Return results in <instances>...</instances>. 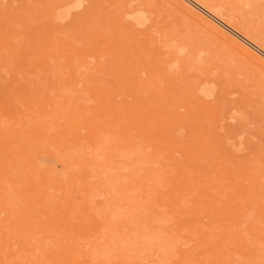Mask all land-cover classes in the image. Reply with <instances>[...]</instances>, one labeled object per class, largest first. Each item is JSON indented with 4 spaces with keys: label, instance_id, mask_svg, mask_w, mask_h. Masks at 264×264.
I'll return each mask as SVG.
<instances>
[{
    "label": "rangeland",
    "instance_id": "obj_1",
    "mask_svg": "<svg viewBox=\"0 0 264 264\" xmlns=\"http://www.w3.org/2000/svg\"><path fill=\"white\" fill-rule=\"evenodd\" d=\"M218 1L217 0L216 1L215 0H206V1L205 0L204 1L203 0L202 1L200 0H0V105H1L0 109H2L0 110V113L2 112L0 114L1 115L0 116V120H1L0 128L2 126V129H0L1 130L0 132L3 134L2 132L3 129L5 131L4 134L9 132V135L6 134L4 136L0 133V145H2L0 146V224H1L0 228H2L0 229L1 230L0 235L5 233L3 234L4 236L3 235L0 236V248H1L0 254L2 253L4 254L0 256V260H1L0 264H10L7 262H10L11 260H12L11 261L12 264L13 263L14 264H25L26 261L28 264H36L37 261L41 262V263L37 262L39 264H45L46 262L47 263L49 262L50 264L51 263L55 264V262L56 264H60V263L61 264L62 263L63 264H76V263L77 264H94V263L101 264V262L102 264H105V262L106 264H157V263H161L162 261L164 262L167 258H168L167 260H170V261L166 260L167 262L165 261V264L167 263L172 264L171 262H173V264H180V263L181 264L183 263L184 264H198L199 258L201 261V260H205L206 257L208 258L207 259V261L209 262L208 264H214L216 260L221 261L224 259L227 261V263L225 260L220 263L224 264L225 262V264H232V261H234L233 264H243V263L252 264V262H254L257 259V261H255L257 263L254 262L255 264L260 263V261H261L260 264H264L263 262L264 261V244H263L264 243V234H263L264 226H262L264 224H261V223H264V80H263L264 79V47H263L264 45L263 43L264 42V37H263L264 36V0H221L219 1V5H218ZM204 2L205 3L210 2L209 5L207 4L208 5L207 8H206L207 5ZM220 2L222 3L224 2L223 4L227 3L228 5L230 3L229 5L230 9L228 5H226L227 7L226 8L224 7L225 5H223ZM120 4L121 5L123 4V7L124 6L125 7L122 8ZM203 4H205V6ZM210 5H212L213 7L212 6L210 7ZM217 7H219L220 9H217ZM119 8L120 9L122 8V10H120ZM229 10L235 11L236 14L232 13V11L229 12ZM117 11H118V14H120V12L121 14L117 15ZM207 11L213 15L216 11L217 13H219V15L216 18V17H213L211 14H209ZM228 14L231 16L235 14L234 16H232V18L233 17L234 18L231 19V16L230 17L228 16L226 18ZM237 16L241 19H238ZM130 17L133 19V21L134 19L136 20L133 22ZM235 20H237L238 22ZM128 22H130V24L133 22L134 24L132 23V25H129ZM240 22H243V23L245 22L244 23L245 25L241 23L243 26L242 28L245 27L244 29H242L241 27L239 28V26L237 27V25H241L239 24ZM141 23L143 25H141ZM254 28H256L257 30L255 31ZM245 31H247L246 34H244ZM252 33H255V34H252ZM261 38H263L262 43L260 41L262 40ZM165 40L167 42L168 40H171V41L167 43ZM259 43L261 44V46H259L260 45ZM167 44H169L168 47H167ZM174 49L176 52L174 51ZM166 52H167V55H165ZM169 55L170 56L172 55L171 58H174V59H171V58L169 59L168 58ZM181 58L182 59L185 58V59L181 60ZM39 59L43 60L41 61L43 63L42 65L41 63H39L40 62ZM55 67H57V69L60 68L61 70L59 71ZM208 70L212 73H209ZM58 71L60 72V74L58 73ZM206 73L210 74L211 76ZM204 76L205 77L210 76V78L206 77L207 79L205 80ZM60 77H62L63 79L62 78L61 79L65 81L64 84L62 83V80L60 79ZM58 78L60 79L61 82H58L59 81ZM209 79L211 80L213 79L212 80L213 82L209 81ZM215 79L219 80V82ZM48 81H51V83ZM214 81H216L217 83L215 84ZM220 81L223 83L221 84ZM74 82H75V85L73 84ZM198 82L200 85L197 84ZM57 83H59L58 84L59 86L57 85ZM61 84H63V87L67 86L66 89L61 87L63 90L65 89L64 90L65 92H63V90L60 88V86H62ZM68 87L69 88L72 87L71 88L72 92H70L71 91L70 89L67 90ZM53 88L54 90H57V89L58 90L53 91ZM59 88L61 89L62 94ZM73 90L74 91L76 90L75 93L73 92ZM45 91H46V95H45ZM57 92H58V95H56ZM68 92L69 94L72 93V95L70 96H73L74 100L72 97L71 98L69 97ZM76 98H78V100ZM98 98L100 99L101 102L98 101L99 100ZM101 98L106 103L105 102L103 103ZM75 100H77V102L78 101L80 102L79 107L81 106L83 107V109L78 108L77 102ZM98 102L101 103L100 104L102 106L101 109H100L101 106L98 105ZM67 104L69 105L70 108L67 107ZM74 104L76 105V107L73 106ZM104 104H107V105L104 106ZM71 106H73V108ZM64 108L66 110L69 109L68 111H70L71 113H72V110L74 112L71 114L70 112L66 111ZM76 108L78 109L76 110ZM76 111H79L80 113ZM65 112H66V115H65ZM43 113H45V115ZM58 113L60 117H56L58 116ZM67 113H70L69 114L70 117H68ZM123 113H126V114L123 115ZM4 116L6 118H4ZM64 116H67L69 120L67 119V117L65 118ZM63 117L67 120L62 121L64 120ZM39 118H42V120ZM87 118L89 119L91 118V121L89 119L87 120ZM49 120L51 122H49ZM53 121L56 123H54ZM57 121H59L60 123H58ZM44 122L45 123L47 122V123L44 124ZM93 122H94L95 128L94 130H90L89 127L91 125H92L91 128H93ZM40 123H41V127H43L44 129L39 126ZM69 123L72 125L73 124L75 125L72 126ZM96 123L97 125H95ZM62 124L65 127L63 126L62 128ZM66 124H69V125H66ZM46 125H48V127ZM53 125L55 126L53 127ZM50 126H52L53 129L50 128ZM134 129L137 132L139 131L138 135L134 134V133H137ZM91 131H93V133ZM70 132L72 133L70 134ZM88 133L91 134V136ZM140 133H141V136H140ZM146 133H149V134L151 133V134L149 135ZM94 134H96L98 137L96 135L94 136ZM29 135L30 137L32 136L33 139L30 138ZM49 135L50 137H53L54 139L52 138L50 139ZM70 135L72 139L69 138ZM84 135H85V139L84 137H82ZM144 135L147 137L149 136V139L152 138L151 139L152 143ZM54 136H56V138ZM101 136L102 138L100 139ZM161 136L164 138V140H166V142L162 141L163 138L161 139ZM4 137L7 139L9 138L10 141L5 139ZM78 137L81 138V139L79 138L81 142L78 141V144H77L76 142H77ZM88 137H91V139ZM28 138H30V140H28ZM67 138L69 139V141L75 140L76 142L75 141L69 142L67 141L68 140ZM82 138H83V141H82ZM105 138H108L109 142L112 140V142L108 143L111 145V147L108 144L107 146L103 144V141H105L104 143L106 144L108 142L107 141L108 139L103 140L102 143H100V141ZM145 138L148 141H147L146 146L144 147L146 148L144 151L143 146L146 143ZM158 138H159V141H161L160 142L161 145L157 143ZM137 139L139 140L137 141ZM4 141H6L7 143ZM45 141H47L48 144L45 143ZM88 141H91L92 145H91V142H88ZM96 141H98V143L101 145H99ZM115 142L117 143L115 144ZM164 142H165V145H163L164 147L163 148L162 143L164 144ZM3 143L5 144L3 145ZM73 143L75 146L71 145ZM95 143H97L96 145H99V147L96 146ZM122 143L126 145H124L123 147ZM154 144L155 145L159 144V145H156V148H155ZM102 145L104 149H105V146L107 149L109 146L111 149H108V150L109 151L111 150V151L105 152L106 150H104V153H103L102 152L103 148H101ZM147 145H149L148 146L149 149L151 147L152 148L154 147V149L151 148L152 150H149L147 148ZM46 146H48L47 148L49 150L46 149ZM113 146H115L116 148L115 147L113 148ZM135 146H137V148ZM157 146L158 147L161 146L162 149L160 150L161 147L158 149ZM57 147L59 150L56 149ZM94 147L98 148L99 151H100V148L102 150L100 152L98 151L97 153L96 149H95L96 151L93 150ZM138 147H139V150L141 148L143 150L139 151V150L134 149V148L138 149ZM20 148L22 149L20 150ZM24 148H25L24 151L26 152L23 151ZM54 148L55 150H53ZM165 148H166V151H165ZM112 149L114 151L117 150L119 152H124V153H120L118 154L119 155L118 156L117 153H115ZM132 149H133V152H132ZM155 149H157L158 151L160 150L161 152L159 151L158 153L157 151H155ZM167 149L168 150L173 149L172 150L173 153L168 151ZM31 150L33 151V153ZM153 150L155 152V156H158L157 157V161L159 160L158 163L161 162L162 159L164 160V158L167 159V161L165 159L164 161H162V163H160L161 166L163 165L162 169L160 168L161 167L160 164L158 165V163L156 162V157L153 154ZM93 151L96 153H94ZM19 152L25 153L26 155L19 154ZM143 152H145L146 155ZM149 152L152 153L151 156L155 158L154 159L152 157V161L150 160L151 156H150V159L149 157L147 159V156L150 155ZM80 153L81 155H83L82 157ZM135 153H137L135 157L136 158L138 157L137 158L138 160H136L134 157ZM164 153H167V154H164ZM106 154L110 156V160H109L110 162L106 161L107 159H109V157H107ZM138 154H140V157L141 155H143L142 156L143 158L142 157L140 158L139 156H137ZM171 154L173 157L171 156ZM17 155H19V159ZM21 155L25 157H21ZM101 155H104V156H101ZM129 155L133 156L135 160L134 159L131 160V156L130 158L126 157V156L129 157ZM165 155L168 156L169 158L171 156L172 159L177 158L178 162L177 160H174V159L172 160L170 158L171 162L166 163L170 160ZM116 156H118V158ZM144 156H146V159ZM79 157L81 158V160H79L80 159ZM104 157L105 159H101ZM114 157H116V160H118L117 163L114 162L115 161ZM28 160H31V161L28 163ZM36 160L40 162H37ZM103 160H105V162ZM147 160L151 162H146ZM84 161H87V164L83 166V163H86ZM102 161L105 164L110 163V165H106V167L108 168L105 167L104 163L102 165L100 163L99 165V162H102ZM142 161L143 163H141ZM176 163H178L179 165H177ZM3 164H5L6 168L4 167ZM112 164L114 165V167ZM115 164L117 165V167H120L119 171L121 175L119 176L118 175L115 176L116 172L117 174L119 173V171H116L118 168L115 166ZM13 165H15V167ZM103 165L104 167H102ZM111 165H112V168H111ZM96 166L98 170L99 169L101 170L97 171ZM99 166L101 168H99ZM2 167H4L3 168L4 171ZM10 167H11V170H10ZM80 167L83 169L84 168L86 169L81 170ZM156 167L158 169H156ZM72 168L76 170V173L74 172L75 170L74 171L72 170ZM88 168H92V170ZM167 168L168 169L173 168L172 170L174 172L170 171L169 169L170 172L167 170L169 172L168 173L165 170ZM112 169L113 170L116 169L115 173L113 174L112 177L110 176L111 178L109 177L110 179H108V174H109L108 171ZM77 170L78 171L81 170V171L78 172ZM89 170L91 172H89ZM103 170L107 172V175H106V172H104ZM159 170L160 171L162 170V171L160 172ZM163 170H165L166 173H168V174H165V176L167 175L166 176L167 179H165V182L170 183L172 181V183H170L172 184L171 185L172 188L168 187L170 186L169 183L164 184L165 182L163 181L164 179L162 178L165 177L163 176L165 172ZM14 171H16V173H14ZM40 171L43 173H41ZM82 171H84L85 173ZM92 171L95 172L94 176L92 175L93 173ZM156 171L158 172L156 173ZM109 172L113 173L114 171H109ZM5 174L6 176H4ZM74 174L77 176H74ZM82 175L85 177H83ZM91 175L94 178L93 177L92 179L90 178V181L92 180L91 183H95V184H92V188L90 185L91 183L89 179L87 178ZM100 176H103V177H100ZM54 177H56V179ZM217 178L219 179L217 180ZM82 179L83 181L84 179L86 180L83 182ZM96 179L98 182H101L99 186H98L97 181L93 182V180L95 181ZM99 179L101 181H99ZM105 179H107L108 181ZM113 179L116 180V183L119 181H120L119 183H122L124 180V183L120 184L119 186L122 185L123 190L124 191L126 190V192L124 191L121 192L120 190H118L119 191L118 192L117 188H121V187L118 186L117 188H114L116 183H114L115 181ZM223 179L224 180L227 179L228 183L226 181L224 182ZM16 180L18 181V183ZM110 180H113V182L112 181L110 182ZM159 180L163 181V183L161 184ZM219 180H222L221 183ZM66 181L68 182L66 183ZM107 182H109L110 184ZM84 183L85 184L88 183V184H86L85 186ZM190 183L192 184L187 185ZM12 184L17 187L16 189L17 191L14 190L15 186L14 188L12 187L10 188V186H13ZM113 184L115 185L113 186ZM222 184H223L222 187L226 185L228 187L227 186L226 188L224 187L225 189L224 190L221 187ZM6 185L7 187H5ZM93 185H97L95 186L96 189L94 188ZM108 185H112L113 187L110 186L109 188ZM173 185H175L177 189L175 186L174 188ZM2 186H4V188H2ZM54 186H56V189ZM128 186H129V189H127ZM160 186H163V187H160ZM24 187H25V190H24ZM101 187L102 188L104 187L105 190L102 189ZM150 187H152V189ZM184 187H185V190H183ZM213 187H216L217 189ZM71 188H72V191H71ZM87 188L88 190H86ZM93 188L95 189V191L92 190ZM106 188L107 189L109 188V189L107 190ZM164 188H166L165 191H164ZM178 188H182V189L180 190ZM83 189L88 192L92 190V192H95L96 195L94 193H92L93 194L92 195L90 194L91 192H89V196H88ZM97 189H100V190L96 192ZM202 189L203 190L205 189V191H203ZM220 189L221 191L224 190V192L225 191L228 192L229 190L230 194L223 192L226 195L224 196V194L220 191ZM34 190L35 192L37 191L38 194L35 193ZM109 190H112L110 196L107 194L110 192ZM160 190L164 191L165 194L167 193L166 195L168 196L170 194L171 195L175 194V195H172V196L170 195L171 197H168L164 193L162 194L161 193L162 191ZM168 190L172 191L173 193H171L170 191L169 193ZM175 190H177L179 194L177 191L174 192ZM9 191L14 193V194L11 193V195L9 194L10 197L8 196V193H6ZM14 191L18 192L20 196L17 195V193H15ZM82 191H84L85 195H83ZM99 191L100 192L104 191L105 195L107 197L109 196L108 199L107 197L105 198L103 192L102 194H100ZM113 191L116 193H114ZM181 191H183V193ZM190 191L192 195H190L189 193ZM198 191H202V192H198ZM234 191H236L235 195H233ZM24 192L26 193V195H24ZM60 192L62 193L60 194ZM220 192L223 195L221 194L219 195L218 193ZM4 193L6 194L4 195ZM236 193H238V195ZM64 194L67 195V198L65 197L66 199L63 197ZM69 194H70L71 199L69 198ZM119 194L124 196L123 200ZM177 194L179 196H177ZM184 194L188 195L187 198L186 196H184ZM239 194H241L242 196ZM13 195H15V197ZM71 195H73L75 198H73ZM114 195H118L117 196L118 198L115 197ZM132 195L134 196V198L132 197ZM195 195L198 197L199 196L201 197L200 199L196 197L197 202L198 203L200 202L199 204L194 201L196 200L194 197ZM231 195L233 196L232 197L233 200L231 198ZM11 196L13 197V199ZM38 196L40 200H36ZM129 196L132 197L131 200ZM162 196L166 198L167 200H169L168 198L174 199V201L175 199H178L176 200L177 202H173V200L171 199L170 200L172 202L169 201V203L171 202L170 203L171 206L170 205L169 206L170 207L173 206L172 208H175L174 210L172 208H169V206H165V203H167L166 205L169 204L166 199L163 200V202H165L164 205L163 203H161L162 199H164ZM174 196H177V197L175 198ZM189 196L190 198L193 197L194 200L193 199L190 200ZM218 196L220 197V200ZM2 197H6V198L8 197V198L2 199ZM19 197L20 198L27 197L26 200L28 201L26 202V200L23 198L24 201L21 199L23 202H20L21 200L19 199ZM84 197L86 201L84 200ZM111 197L114 200H111L112 199ZM127 197H128V200L130 201L125 199ZM143 197L145 198L147 197L148 199L151 198L152 200L148 201L147 199L145 200V198ZM157 197H160V198H157ZM68 198L70 200H68ZM115 198L118 199L119 201L116 200ZM210 198L211 200L213 199L215 203L217 200L216 205L218 206L215 205L216 206L215 207L212 204L214 202L212 201L211 203V201L209 200ZM215 198H218V199H215ZM240 198L243 200L244 198L246 199L244 201L242 200V203H241ZM132 199H134V201L136 200V202H134ZM187 199L190 200V202L193 201L192 203L193 204L196 203V205L198 206L197 207L196 205H193V208L195 210V211L192 210L194 211L193 212L194 216L193 214H191L192 211L191 210H190L191 212L189 211V208L190 207L192 208V205H189L190 202H188ZM207 199L209 202L207 201ZM223 199L226 200V203L229 201L230 205L231 204L233 205L229 206V203H227L228 204L227 206L225 204V200ZM12 200H13V203H12ZM32 200H36V201H32ZM57 200L58 202H56ZM104 200H106V202H104ZM107 200L111 202L110 203L111 206H109L108 204V206L106 207L107 203H109L107 202ZM115 200L117 201V204L119 202V205L115 206V207H118L117 210L115 207H113L114 204L117 205L115 203L116 202ZM64 201L66 202V204L67 203L69 204L65 205ZM131 201H133L135 205L134 203L132 204ZM218 201H221V202L218 203ZM73 202H75L74 205H73ZM140 202L143 203L142 207L144 206L143 207L144 212L142 211V208L141 209L139 208L142 204V203L140 204ZM205 202L207 204H205ZM11 203L14 207L13 206L11 207L10 205ZM32 203H33V206H32ZM56 203L57 205L59 203V207L56 205ZM25 204L26 206L24 207ZM63 204L64 206H61ZM85 204L88 208L84 206ZM102 204L106 208L103 206L101 209ZM219 204L220 206L222 204L225 208L222 206L220 207L221 208L220 210ZM17 205L18 206L20 205V207H18ZM30 205L32 207H35V206L37 207L33 208L35 210H33L32 208L29 210ZM148 205H149V208H148ZM201 205L204 206V208ZM206 205H207V208L208 206H211L215 210L209 207L207 209L208 211H204L206 210V207H205ZM65 206L67 208H64ZM70 206L71 208H69ZM81 206L82 208L85 207V209L84 208L81 209ZM98 207L102 210L101 212ZM108 207H110L112 214L113 213L116 214L114 215V219L112 217L113 215L110 216L111 213H109L110 210ZM134 207L135 209L137 207V210L140 209V214L143 215L144 218L146 217V219H141L143 217H141L139 213L138 214L136 213L137 210H135ZM165 207H167V209ZM195 207H197L198 209L202 207L203 211L200 209L201 210V213H200V210L198 212V210H196L197 208L195 209ZM230 207H231V210H230ZM240 207L242 210L240 209ZM244 207L246 208L248 212L245 211ZM92 208H94L93 210H96V213L95 211L92 212ZM132 208L134 211L131 210ZM144 208H146V210L148 209L149 210L145 211ZM154 208H158V209H154ZM162 208L165 210H163ZM184 208H187V209H184ZM98 209L99 211L97 212ZM150 209L151 210L153 209V210L151 211ZM222 209H226L228 211L225 212L226 210L224 211ZM32 210L33 212H31ZM114 210L115 212H118V213L113 212ZM158 210H159V213L157 212ZM237 210L238 212L242 211L243 213L245 212L247 214L249 213L248 215L246 214L248 217L247 216L245 218L241 217V216H245V214L238 213ZM34 211L37 213H35ZM126 211H128V213ZM129 211L131 212V214H129L130 213ZM141 211L143 213H141ZM160 211L162 212L160 213ZM196 211L198 212L199 215L196 214V218H194L195 219L194 221L193 217H195V213H197ZM222 211L223 213L225 212V213H230L234 215L232 216H230V214L225 215V213L223 214ZM30 212L33 214H31ZM43 212L45 213L47 212L46 214L48 213L49 214L46 215ZM146 212L147 213L149 212V215L151 214L152 217L151 215L149 216L148 214H146ZM166 212L169 214L165 215L167 214ZM215 212L217 216L214 215ZM90 213H92L91 215L93 218L91 217V220L85 219L86 217L90 218L89 217L91 216ZM107 213L109 215V218H112V219H109L108 215H105ZM144 213L146 214V216ZM221 213L223 217L221 216ZM97 214L99 215V218L101 219V221H98L100 219L96 218L98 217ZM153 214L155 215L154 217H153ZM239 214H242V215H239ZM14 215L16 219L13 217ZM51 215H53V218L55 217L54 215H56L55 217L56 219H53ZM81 215H83L85 218H83ZM121 215H123L124 217ZM128 215H132V216H129L127 218ZM138 215L140 217H138ZM147 215L149 217H147ZM156 215L159 216L157 218H160V216H163V217H161L162 219L157 220ZM169 215H171V217L173 216V218L170 219L171 217H169ZM212 215L214 216L215 219L213 218ZM219 215L222 218L219 217ZM249 215H252L251 216L252 220L249 218L250 217ZM45 216H49V217H45ZM104 216L107 217L108 219H105ZM174 216L175 218L177 217L179 220L174 219ZM255 216L257 217L255 218ZM101 217L104 218L103 219L104 222L105 220L106 222L107 220H109V222L108 223L105 222L106 224L104 225V222L102 221ZM34 218L35 220L38 218L37 220L39 221V223H37V225H34V224H36V222L38 221L32 222ZM51 218L54 220V222L53 221L50 222ZM79 218H82L81 220H79L80 222L78 221ZM94 218H96L95 220L98 219L96 223L102 222L103 224L102 225L99 224L100 226L96 223L95 225L97 226L93 224L95 226L93 227V229L95 228L93 231V229H90V228H92L91 227L92 223L95 222L93 221ZM148 218L151 219L152 221L151 220L145 221ZM128 219L131 220V222L128 223L129 227L125 225L127 224L128 221H130ZM155 219L156 221L159 222V223L156 222V225L154 222ZM190 219H192V221ZM29 220L31 223L29 222ZM40 220L46 223L44 224ZM55 220L60 221L59 223L61 225L59 223L58 224L59 226H61L62 229L58 227V224L57 225L55 224L57 223L55 222ZM66 220H68L67 224H66ZM167 220H170V221L174 220V222H172V224L170 225V222L169 223L166 222ZM211 220L213 224L211 223ZM246 220H247V223L249 224L244 222ZM253 220H254V223L257 222L258 224L259 223L260 224L257 226L256 223L255 224L253 223ZM61 221L62 223L64 222L65 224L64 223L62 224ZM226 221H227V224H226ZM240 221H243V222L241 223ZM11 222H15V223H11ZM140 222L142 224H140ZM178 222L180 223L178 224ZM195 222H197V226L200 225L202 229L200 227L195 226L196 224ZM147 223L150 225V228H149V225L147 227ZM40 224L42 226H40ZM32 225L37 226V228L39 226L40 227L38 228V230L36 228L37 230L36 231L35 229H33L34 226L32 228ZM81 225L82 226L84 225V226L81 227ZM119 225L120 227L117 228L116 226H119ZM130 225L134 226L133 227L134 229H132ZM141 225H142V228L140 227ZM151 225L152 227L154 226L153 227L154 229L151 227ZM159 225H161V229L163 230L162 232L167 233L171 229V232L170 231L168 232L170 233V236L165 233L160 234L162 232L160 230ZM172 225L174 226L172 227ZM187 225L193 229H190L189 227H187ZM217 225L218 227L220 225L222 226L218 228ZM254 225L257 226V230H258V232L256 231L257 234L259 233L261 235L262 233L261 236L263 237L257 236V235H255L254 237V233H255L254 230L256 228V226ZM46 226H50V228L49 227L46 228ZM67 226L68 227L70 226V229ZM78 226H80V228ZM164 226L165 227L167 226V227L165 228ZM183 226L185 227L183 228ZM192 226H195V227H192ZM228 226H229V229L225 228ZM247 226H252L255 228L248 227L249 230L251 229V231H248ZM10 227H12V229H10ZM84 227L87 231L84 229ZM126 227L128 229H130L131 227L132 231L130 232L128 229H126ZM13 228L15 229V232ZM27 228L30 229L31 231L28 230ZM40 228L42 229L41 230L42 232L40 231ZM58 228L61 229L60 232ZM103 228H104V232L103 231L101 232ZM136 228H138V230L140 231L138 232ZM187 228H189L190 232H194L195 234L191 233L192 234L191 236L189 230L187 231ZM204 228H207V229H204ZM120 229L125 230V231H119ZM141 229L143 230V232L141 231ZM149 229L151 230L149 231ZM197 229L199 232L197 231ZM214 229H216L217 232ZM240 229L243 230V233H242L243 235L240 233L239 231ZM7 230L9 231L13 230L14 233L10 231L11 234L9 235L7 233H10V232ZM49 230H53L55 233ZM109 230H112V231H109ZM134 230L135 232L140 233V235L141 234L146 235V237L142 236L143 239L139 238L140 235L138 233L133 232ZM156 230L158 231V233ZM219 230L222 232V234ZM44 231L48 233V236H47V233H45ZM83 231L84 233H82ZM108 231L112 233H109ZM113 231H116L117 233ZM206 231L208 233L207 235H205ZM224 231L227 232L228 234L230 233V237L232 236L231 241H229L230 237L227 236L228 234L225 233ZM19 232L23 233L24 235L21 233L20 235H18ZM43 232L45 235H43ZM61 232L63 234H61ZM79 232L80 234H82V236L84 235L86 237L89 234V237L86 239L84 238V236L82 237L79 234ZM122 232H125V233H122ZM147 232H149V234ZM201 232H202V237L200 236ZM244 232H245V235H244ZM248 232L251 235L250 234L248 235ZM107 233H109L110 236ZM112 234L113 236H117V234L119 236L122 235L123 238L121 237L120 239H118L119 241L117 240L116 242L113 240V237L111 239ZM133 234L134 235L137 234L138 236L135 235L136 236L135 237ZM209 234H211L213 238L215 237L216 239H213V238L210 239ZM214 234L215 235L217 234V235L214 236ZM246 234L248 235V238H250V236H253L251 238L255 239L257 243H260V244H257L259 245V247L255 245L257 247V250L255 249L256 247L253 246L255 247L253 248L255 250L252 249L254 251L253 253L251 252V249L249 250V248H252L251 245H254L256 241H254L253 239H249V241H247L248 239H247ZM124 235H127V236H124ZM154 235H156L155 238L157 239V240L155 239V241L159 242L160 245L162 246H159V244L154 241ZM166 235L169 236V238H167ZM197 235L199 239H197ZM204 235L205 237L206 236L207 237L205 238ZM23 236L25 237L24 238L25 240L22 238ZM45 236H47L49 239H47V237ZM132 236H134V238ZM148 236L151 239L153 237L152 241L151 240L149 241L150 238ZM161 236H163L162 237L163 239L161 238ZM80 237H82V239ZM94 237L96 238V241L92 239ZM108 237L111 240H109ZM118 237H115V238H118ZM131 237L133 238V240L136 238V240L132 241V245L129 242L132 240ZM187 237L189 238V241L188 240L186 241V239H188ZM200 237L202 239H200ZM218 237L220 238L222 237L223 241H226L225 238H227V242H224L225 247L222 245L214 244L216 247L215 248L216 250H214L212 249L214 248L213 243L215 242V241L213 242V240H216V243L218 242L219 244L221 243L223 244V242L220 241L221 239H219ZM256 237H259V238H256ZM7 238L9 239L8 242H7ZM124 238H126V241ZM128 238H130L131 240L130 239L128 240ZM147 238L149 239L147 240ZM170 238L172 239L170 243H168ZM178 238L179 240H176ZM26 239L29 241H27ZM88 239L90 241H94V243H89L90 241ZM102 239H106V240L103 241ZM167 239L168 241H165V244H164L163 240H167ZM181 239L183 240L185 239V240L180 241ZM206 239H210L209 240L210 245H209V241H207ZM242 239L243 240L246 239V240L243 242ZM40 240L42 241L44 240L43 241L44 243L42 244V241ZM45 240L46 242H48V245L52 243L53 246L56 247L53 249L52 248L53 246L51 244L49 245L54 251L53 250L50 251L51 248L48 245H45L47 244ZM82 240H84L85 242H83ZM146 240L147 242L149 241V244L146 243ZM194 240L195 242H193ZM200 240L201 242L205 244H207L206 242H208L209 246L201 243ZM235 240L238 243L242 241L241 242L243 243L242 245L245 246L247 244V246L245 247L240 246L241 244L239 243L240 245L237 248L238 243ZM259 240L263 242H260ZM177 241L178 242L180 241V242L177 243ZM15 242L16 243L18 242L17 245ZM35 242H37V244H35ZM96 242L97 244L100 242L99 243L100 246L103 247L102 250L99 245L98 246L96 245ZM102 242L106 243L107 245L103 244L104 246H102L101 245ZM171 242H172V246L175 245L172 251H171V248H172ZM198 242H200L199 246H202L203 249L205 248L204 250H207L206 252H204V250L198 246ZM8 243L10 244V247H8L9 246ZM154 243H156L157 247L159 246L161 248L158 247L156 250V245ZM226 243L230 247L226 248L227 246ZM234 243H236L235 248H233ZM4 244L5 245L7 244L6 247L4 246ZM18 244H20V246ZM40 244H42V247ZM92 244H95L94 246H96V248ZM108 244L110 248H112L113 246L114 249L113 248L109 249ZM119 244L120 246L117 248V245ZM150 244L153 246L155 245V247L153 246L151 247ZM23 245L25 247H23ZM37 245H39L40 247L39 249ZM143 245H146L147 247L149 245L150 248H152L153 250ZM30 246H32L31 247L32 250L30 249ZM35 246L37 248H34ZM89 246L90 247L92 246L91 247L92 252L89 251L90 249ZM126 246L129 247V249L131 248L133 250L134 248H136L137 250L134 249V251L136 252L132 250H128ZM142 246L144 247V249ZM206 246L211 248V249L208 248L209 251L211 250L210 251L211 254L207 253L208 249H206ZM7 247L9 249H6ZM43 247L44 249L46 247H48L47 249L49 248L50 249L45 251L44 253V251H42ZM141 247L144 251L146 250L145 252L147 253H145L141 249ZM190 247L192 249H189ZM240 247H243V249L244 248H248V249L232 250V248L240 249ZM10 248H12L11 249L12 252H10L11 251ZM77 248H79V250ZM115 248H117L116 251L119 252V255L123 254L125 256L124 257L121 255V257H123L121 258L117 254L120 260L124 259L123 261L121 260L120 262L119 258L115 256L116 255ZM121 248L122 250L124 249L127 251H124V250L122 251L120 250ZM179 248L181 249V251ZM197 248L203 251L201 250L199 251L197 250ZM259 248L262 250H259ZM81 249H82V252H81ZM138 249L139 251H142L141 254L143 253L142 255L144 257L140 255L139 252H138L139 253L138 255L137 253ZM176 249L178 250V254L180 253L179 256L182 254L180 256V258L183 256L182 259L178 257V254L176 253L177 252ZM26 250H28V252H26ZM33 250H35L37 253H35V251ZM56 250L57 252H55ZM110 250L111 251L113 250L114 255H112V252ZM158 250H160V252ZM182 250L186 252V255H184L185 252L183 254ZM219 250H221L222 252L225 251L223 252V254H221L223 255V258L222 257L217 258V255L218 257L221 256L219 255L221 253ZM228 250L229 251L232 250V251L229 252ZM245 250L246 251L249 250V251L246 252ZM29 251L31 253L34 252L32 255H35V256H32L31 254H29ZM58 251H60L61 254H58ZM99 251H102V254ZM120 251H122V253H120ZM154 251H157L156 253H161L159 254L161 255L160 260L158 259V257H156V255L158 256V254H155ZM212 251H213V255L217 251L219 253L217 252V255L215 254L216 256L215 257L212 255ZM234 251L236 253L240 251L238 256ZM257 251L260 254L263 252V254H261L263 256L261 257V255L258 254ZM13 252L15 255L13 254ZM40 252H43V253H40ZM49 252L53 253V255L52 254L51 255L54 256L55 258L54 257L52 258L51 255H46V253L50 254ZM127 252L131 255H134V257H137V258L135 259L133 256L131 258L130 257L131 255H129ZM241 252L243 253L240 255ZM10 253L12 254L11 258H10L11 256ZM89 253H92V255L91 254L88 255ZM188 253H190L189 254L190 257ZM199 253H202V254L199 255ZM205 253H207L208 255ZM234 253L236 255H232ZM99 254L101 256H104L106 254L107 255L103 258L101 257L100 259ZM173 254L178 260H174L175 258H173L174 257ZM228 254L229 255L231 254L233 256V260H232V257L231 259H229L230 263L228 262L227 257L230 258L231 255L229 256ZM246 254H248L250 257L252 255L251 259ZM56 255L58 256L57 258H56ZM59 255H61V258H63L62 260L59 257ZM108 255H111V257ZM137 255L142 256V257L138 258ZM153 255L155 257L151 259ZM167 255L168 257H166ZM192 255H195V257ZM205 255L206 257L203 258V256ZM244 255L247 256V258ZM16 256L19 258H17ZM40 256H42V258ZM90 256H94V257H90ZM107 256H108V259H107L108 262H109V259L111 258L110 259L111 261L109 263L105 261L106 260L105 258H107ZM253 256L256 257L255 260ZM47 257L51 259H55L53 260L55 262L53 263L51 259L49 258L47 259ZM95 257L96 258L98 257V259H95ZM186 257L188 260H191L192 262L187 261V259L185 260ZM201 257L203 259H201ZM7 258H8V261H7ZM13 258L16 259V261ZM93 258L95 260H100V262L95 261ZM162 258H164L165 260L164 259L162 260ZM192 258L193 260L196 259L194 260L195 262L196 261L198 262L194 263ZM33 259L35 261H33ZM43 259H46V260H43ZM102 259L103 260L105 259V260L103 261ZM210 259L211 260L214 259L212 263H210L211 262ZM57 260L58 261L60 260V261L57 262ZM93 260L95 262H93ZM182 260L184 261L181 262ZM3 261H5V263H3ZM66 261L70 263H66ZM219 261H216L215 264H217ZM201 262H205V261H201ZM199 264H207V263L205 262V263H199Z\"/></svg>",
    "mask_w": 264,
    "mask_h": 264
},
{
    "label": "bare ground",
    "instance_id": "obj_2",
    "mask_svg": "<svg viewBox=\"0 0 264 264\" xmlns=\"http://www.w3.org/2000/svg\"><path fill=\"white\" fill-rule=\"evenodd\" d=\"M200 1H202V0H200ZM203 1H204V0H203ZM205 1H206V0H205ZM215 1H216V0H215ZM217 1H218V0H217ZM219 1H221V0H219ZM219 1H218V5H219ZM196 2H198V1H196ZM200 3H201V2H200ZM202 3H203V2H202ZM204 3H205V2H204ZM209 3H210V2H209ZM209 3L206 2L205 4H206V5H207V4L209 5ZM212 3H213V2H212ZM220 3H222V2H220ZM223 3H224V2H223ZM223 3H222V4H223ZM190 4H191V3H190ZM193 4H195V3H193ZM205 4H203V5L205 6ZM216 4H217V3H216ZM120 5H121V4H120ZM120 5H119V7H120ZM200 5H201V4H200ZM208 5L206 6V8L208 7ZM223 5H225L224 7H226V5H228V4L225 3V4H223ZM229 5H230V3H229ZM229 5H228V6H229ZM232 5H233V4H232ZM196 6H197V5H196ZM211 6H212V5H210V7H211ZM215 6H216V5H215ZM121 7L124 8L125 6L123 7V4H122ZM212 7H213V6H212ZM122 8H121V9L119 8V9L122 10ZM129 8H130V7H129ZM196 8H197V7H196ZM226 8H227V7H226ZM233 8H234V7H233ZM233 8H232V9H233ZM119 9H118V10H119ZM130 9H131V8H130ZM137 9H139V8H137ZM217 9H220V8L217 7ZM229 9H230V6H229ZM123 10H124V9H123ZM140 11H141V10H140ZM202 11H203V10H202ZM205 11H206V10H205ZM216 11H217V10H216ZM216 11H215L214 15L211 14V13H209L208 11H207V12H208L209 14H211L213 17H216V18H217L218 15H219V13H217ZM222 11H224V10H222ZM231 11H232V13H235V14H236L235 11H233V10H231ZM231 11L229 10V12H231ZM236 11H237V10H236ZM123 12H124V11H123ZM126 12H128V11H126ZM199 12H200V11H199ZM219 12H220V11H219ZM131 13H132V12H131ZM134 13H135V12H134ZM134 13H133V14H134ZM120 14H121V12H120ZM120 14H118V11H117V15H120ZM226 14H227V13H226ZM235 14H234V15H235ZM143 15H144V14H143ZM207 15H208V14H207ZM220 15H221V14H220ZM222 15H223V14H222ZM234 15H232V16H234ZM228 16L230 17L231 15L228 14V15L226 16V18H227ZM232 16H231V19L234 18V17L232 18ZM125 17H126V16H125ZM221 17H222V16H221ZM237 17H238V16H237ZM130 18H131V17H130ZM210 18H211V17H210ZM223 18H224V17H223ZM131 19H132V18H131ZM140 19H141V18H140ZM221 19H222V18H221ZM238 19H241V18L238 17ZM242 19H243V18H242ZM120 20H121V19H120ZM135 20H136V19H134V21H135ZM143 20H144V19H143ZM143 20H142V21H143ZM214 20H215V19H214ZM222 20H223V19H222ZM132 21H133V19H132ZM134 21H133V22H134ZM223 21H224V20H223ZM235 21H237V20H235ZM235 21H234V22H235ZM241 21H242V20H241ZM244 21H245V20H244ZM125 22H127V21H125ZM125 22H124V23H125ZM133 22H132V23H133ZM145 22H146V21H145ZM145 22H144V23H145ZM237 22H238V21H237ZM245 22H246V21H245ZM245 22H244V23H245ZM132 23L130 24V22H128L129 25H132ZM136 23H137V22H136ZM225 23H226V22H225ZM241 23H242L243 25H245L243 22H240L239 24H241ZM133 24H134V23H133ZM139 24H140V23H139ZM242 24H241V25H237V27L239 26V28H240V27L242 28V27H243ZM4 25H5V24H4ZM136 25H137V24H136ZM141 25H143V24L141 23ZM246 27H247V26H246ZM252 27H253V26H252ZM235 28H236V26H235ZM244 28H245V27H244ZM244 28H242V29H244ZM248 29H249V28H248ZM252 29H253V28H252ZM252 29H251V30H252ZM254 29H255V31L257 30L256 28H254ZM235 30H237V29H235ZM246 30H247V29H246ZM240 31H241V30H240ZM248 31H249V30H248ZM255 31H254V32H255ZM246 32H247V31H245L244 34H246ZM252 32H253V31H252ZM250 33H251V32H250ZM260 33H261V32H260ZM247 34H249V33H247ZM252 34H255V33H252ZM261 34H262V33H261ZM249 36H250V35H249ZM263 37H264V36H263ZM248 38H250V37H248ZM251 38H252V37H251ZM257 38H258V37H257ZM261 39H262V40H260V41H261V43H262V42H263V38H261ZM166 40H167V39H166ZM166 40H165V41H166ZM246 40H248V39H246ZM169 41H171V40H168V42H169ZM166 42H167V41H166ZM168 42H167V43H168ZM164 43H165V42H164ZM170 43H172V42H170ZM263 43H264V42H263ZM165 44H166V43H165ZM257 44H258V43H257ZM259 44H260V43H259ZM249 45H251V44H249ZM262 45H263V44H262ZM168 46H169V44H167V47H168ZM259 46H261V44H260ZM263 47H264V45H263ZM18 48H19V47H18ZM173 48H174V47H173ZM256 49H257V48H256ZM256 49H255V50H256ZM171 51H172V50H171ZM171 51H170V52H171ZM174 51H175V49H174ZM172 52H173V51H172ZM175 52H176V51H175ZM163 53H164V52H163ZM168 53H169V52H168ZM172 54H173V53H172ZM174 54H175V53H174ZM165 55H167V52L165 53ZM176 55H177V54H176ZM179 55H180V54H179ZM183 55H184V54H183ZM19 56H20V55H19ZM50 56H51V55H50ZM171 56H172V55H171ZM171 56L169 55L168 58L170 59ZM177 56H178V55H177ZM185 56H186V54H185ZM185 56H184V57H185ZM171 59H174V58H171ZM184 59H185V58H183V59L181 58V60H184ZM39 61H40L39 63H41V65H42L43 63H42L41 61H43V60H40V59H39ZM173 62H174V61H173ZM175 62H176V61H175ZM46 64H47V63H46ZM51 64H52V63H51ZM53 64H54V63H53ZM170 64H171V63H170ZM170 64H169V65H170ZM47 65H48V64H47ZM57 65H59V64H57ZM48 67H50V66H48ZM55 68L57 69V67H55ZM56 69H55V70H56ZM57 70L60 71L61 69L59 68V69H57ZM62 70H63V69H62ZM199 70H200V69H199ZM201 70H202V69H201ZM46 71H47V70H46ZM59 71H58V73L60 74ZM63 71H64V70H63ZM208 71H209V70H208ZM61 72H62V71H61ZM204 72H205V71H204ZM206 72H207V71H206ZM58 73H57V74H58ZM209 73H212V72L209 71ZM59 74H58V75H59ZM206 74H208V73H206ZM58 75H57V76H58ZM208 75H210V74H208ZM54 76H55V75H54ZM60 76H62V75H60ZM210 76H211V75H210ZM210 76H208V77L210 78ZM204 77H205V76H204ZM204 77H203V78H204ZM206 77H207V76H206ZM206 77H205V80L208 78V77H207V78H206ZM61 78H62V77H60V79H61ZM71 78H72V77H71ZM58 79H59V78H58ZM58 79H57V80H58ZM60 79H59L58 82H61ZM62 79H63V78H62ZM62 79H61V80H62ZM64 79H65V78H64ZM69 80H70V79H69ZM212 80H213V79H212ZM212 80L209 79V81H212ZM215 80H217V79H215ZM263 80H264V79H263ZM51 81H53V80H51ZM51 81H48V82L51 83ZM66 81H67V80H66ZM78 81H79V80H78ZM209 81H208V82H209ZM217 81L219 82V80H217ZM64 82H65V81L62 80V83H63V84H64ZM83 82H84V81H83ZM212 82H213V81H212ZM214 82H215V84L217 83L216 81H214ZM220 82H221V81H220ZM67 83H68V82H67ZM78 83H79V82H78ZM80 83H81V81H80ZM200 83H201V82H200ZM222 83H223V82H221V84H222ZM52 84H53V83H52ZM52 84H51V85H52ZM58 84H59V83H57V85H58ZM63 84H61L62 86H60V88L62 87V88H65V89H66L67 86H64V87H63ZM73 84L75 85V82H74ZM197 84H199V82H198ZM218 84H219V83H218ZM48 85H49V83H48ZM65 85H66V84H65ZM199 85H200V84H199ZM202 85H203V83H202ZM53 86H54V85H53ZM58 86H59V85H58ZM58 86H57V87H58ZM213 86H214V85H213ZM218 86H219V85H218ZM224 86H225V85H224ZM54 87H55V86H54ZM69 87H70V86H69ZM69 87H68L67 90H69V89L71 90L72 87H71V88H69ZM46 88H48V87H46ZM60 88H59V89H60ZM62 88H61V89H62ZM224 88H225V87H224ZM49 89H50V87H49ZM55 89H56V88H55ZM61 89H60V92H61ZM65 89H64V90H65ZM220 89H221V88H220ZM222 89H223V87H222ZM51 90H52V88H51ZM57 90H58V89H57ZM57 90H54V88H53V91H57ZM62 90H63V89H62ZM64 90H63V92H65ZM204 90H205V89H204ZM228 90H229V89H228ZM228 90H226V91H228ZM233 90H234V89H233ZM233 90H232V91H233ZM46 91H47V90H46ZM46 91H45V95H46ZM49 91H50V90H49ZM75 91H76V90H75ZM75 91L73 90L74 93H75ZM223 91H224V89H223ZM70 92H72V90H71ZM233 92H234V91H233ZM236 92H237V91H236ZM61 94H62V92H61ZM68 94H69V92H68ZM239 94H240V93H239ZM56 95H58V92L56 93ZM70 95H72V93L69 94V97H70V98H71V97L73 98V96H70ZM115 98H116V97H115ZM76 99L78 100V98H76ZM96 99H97V98H96ZM98 99H99V98H98ZM101 99H102V98H101ZM73 100H74V98H73ZM77 100H75V101L77 102ZM91 100H93V99H91ZM98 101H100V99H99ZM102 101H103V99H102ZM238 101H239V100H238ZM30 102H31V101H30ZM32 102H34V101H32ZM66 102H68V101H66ZM78 102H79V101H78ZM78 102H77L78 108L83 109V107H81V106L79 107L80 102H79V103H78ZM100 102H101V101H100ZM104 102H105V101H103V103H104ZM72 103H73V102H72ZM105 103H106V102H105ZM31 104H33V103H31ZM56 104H57V103H56ZM65 104H66V103H65ZM69 104H70V103H69ZM96 104H97V103H96ZM100 104H101V103L98 102V105H99V106H101ZM29 105H30V104H29ZM57 105H58V104H57ZM106 105H107V104H104V106H106ZM0 106H1V105H0ZM73 106L76 107L75 104H74ZM73 106H71V107L73 108ZM67 107L70 108L68 104H67ZM97 107H98V106H97ZM117 107H119V106H117ZM11 108H12V107H11ZM33 108H34V107H33ZM51 108H52V107H51ZM65 108H66V107H65ZM65 108H64V109H65ZM78 108H76V110H77ZM84 108H85V107H84ZM98 108H99V107H98ZM101 108H102V106L100 107V109H101ZM52 109H53V108H52ZM86 109H87V107H86ZM86 109H85V110H86ZM108 109H109V108H108ZM0 110H2V109H0ZM65 110H66V109H65ZM68 110H69V109H68ZM68 110H66V111H68ZM79 111H80V109H79ZM79 111H76V112H79ZM86 111H87V110H86ZM58 112H59V111H58ZM68 112H70V111H68ZM73 112H74V111L72 110V113H73ZM1 113H2V112H1ZM1 113H0V114H1ZM29 113H30V112H29ZM70 113H71V112H70ZM70 113H67L68 117H70V116H69ZM72 113H71V114H72ZM79 113H80V112H79ZM3 114H4V113H3ZM43 114L45 115V113H43ZM74 114H76V113H74ZM121 114H122V113H121ZM124 114H126V113H123V115H124ZM133 114H134V113H133ZM39 115H40V114H39ZM65 115H66V112H65ZM0 116H1V115H0ZM5 116H6V115H5ZM5 116H4V118H6ZM89 116H90V115H89ZM39 117H40V116H39ZM56 117H60V116H59V113H58V116H56ZM64 117L66 118L67 116H64ZM64 117H63V118H64ZM68 117H67V119L69 120ZM133 117H134V116H133ZM33 118H34V117H33ZM33 118H32V119H33ZM61 118H62V117H61ZM61 118H60V119H61ZM65 118H64V120H62V121H66L67 119H65ZM91 118H92V116H91ZM91 118H90V119L87 118V120L89 119V120L91 121ZM128 118H129V117H128ZM134 118H135V117H134ZM1 119H2V118H1ZM39 119L42 120V118H39ZM80 119H81V118H80ZM111 119H112V118H111ZM132 119H133V118H132ZM3 120H5V119H3ZM6 120H8V119H6ZM43 120H44V119H43ZM71 120H72V119H71ZM76 120H77V119H76ZM87 120H86V121H87ZM135 120H136V119H135ZM0 121H1V120H0ZM39 121H40V120H39ZM45 121H46V120H45ZM54 121H55V119H54ZM54 121H53V122H54ZM62 121H61V122H62ZM80 121H82V120H80ZM80 121H79V122H80ZM86 121H85V122H86ZM90 121H89V122H90ZM127 121H128V120H127ZM129 121H130V120H129ZM245 121H246V120H245ZM7 122H9V121H7ZM40 122H41V121H40ZM47 122H48V121H47ZM47 122H46V123H47ZM49 122H51V121L49 120ZM57 122L60 123L59 121H57ZM109 122H110V121H109ZM116 122H117V121H116ZM132 122H133V121H132ZM5 123H6V121H5ZM46 123L44 122V124H46ZM54 123H56V122H54ZM90 123H91V122H90ZM117 123H118V122H117ZM126 123H128V122H126ZM126 123H125V125H126ZM69 124H70V123H69ZM69 124H66V125H69ZM87 124H89V123H87ZM107 124H108V123H107ZM49 125H50V124H49ZM70 125H72V124H70ZM73 125H75V124H73ZM73 125H72V126H73ZM95 125H97V123H96ZM118 125H119V124H118ZM39 126L41 127V123L39 124ZM46 126L48 127V125H46ZM46 126H45V128H46ZM54 126H55V125H53V127H54ZM60 126H61V125H60ZM63 126H64V125L62 124V128H63ZM81 126H82V125H81ZM88 126H89V125H88ZM64 127H65V126H64ZM68 127H69V126H68ZM68 127H67V128H68ZM91 127H92V125L89 127L90 130H94V128H95V127H94V122H93V128H91ZM98 127H100V126H98ZM16 128H17V127H16ZM41 128H43V127H41ZM50 128H52V126H50ZM70 128H71V127H70ZM70 128H69V129H70ZM74 128H75V127H74ZM0 129H2V126H1ZM17 129H18V128H17ZM43 129H44V128H43ZM43 129H42V130H43ZM47 129H48V128H47ZM47 129H45V130H47ZM52 129H53V128H52ZM65 129H66V128H65ZM6 130H7V129H6ZM8 130H9V129H8ZM50 130H51V129H50ZM134 130H135V129H134ZM0 131H1V130H0ZM30 131H31V130H30ZM58 131H59V130H58ZM97 131H98V129H97ZM135 131H136V130H135ZM2 132H3V134H2L1 132H0V133H1L3 136L6 135V134L9 135V132L6 133V134H4V132H5L4 129H3ZM6 132H7V131H6ZM60 132H61V131H60ZM91 132L93 133V131H91ZM136 132H137V131H136ZM25 133H26V132H25ZM48 133H50V132H48ZM57 133H58V132H57ZM71 133H72V132H70V134H71ZM101 133H102V132H101ZM27 134H28V133H27ZM55 134H56V133H55ZM68 134H69V133H68ZM88 134H89V133H88ZM134 134H135V135H136V134L138 135V134H139V131H138L137 133H134ZM146 134H149V133H146ZM150 134H151V133H150ZM150 134H149V135H150ZM152 134H153V133H152ZM25 135H26V134H25ZM57 135H58V134H57ZM89 135L91 136V134H89ZM95 135H96V134H94V136H95ZM153 135H154V134H153ZM153 135H152V136H153ZM51 136H52V135H51ZM94 136H93V137H94ZM96 136H97V135H96ZM99 136H100V135H99ZM140 136H141V133H140ZM140 136H139V137H140ZM144 136H145V135H144ZM154 136H155V135H154ZM6 137H8V136H6ZM27 137H28V136H27ZM29 137H30V135H29ZM49 137H50V135H49ZM54 137L56 138V136H54ZM82 137H84V139H85V135L82 136ZM86 137H87V136H86ZM97 137H98V136H97ZM97 137H96V138H97ZM136 137H137V136H136ZM136 137H135V138H136ZM145 137L148 138V140H150V142H151V139H152V138L149 139V136H148V137L145 136ZM2 138H3V137H2ZM2 138H1V139H2ZM4 138H5V137H4ZM30 138H32V136H31ZM30 138H28V140H30ZM51 138L54 139L53 137H50V139H51ZM69 138H71V135L69 136ZM74 138H75V137H74ZM74 138H73V139H74ZM79 138H80V137H78V139H79ZM88 138L91 139V137H88ZM101 138H102V136L100 137V139H101ZM131 138H132V136H131ZM137 138H138V137H137ZM146 138H145V139H146ZM154 138H155V137H154ZM162 138H163V137L161 136V139H162ZM5 139H7V138H5ZM32 139H33V138H32ZM67 139H68V138H67ZM71 139H72V138H71ZM78 139H77V142H76L75 140H72V141L70 140V141H69V139H68L67 141H69V142H73V141H75V142L78 144V141H80L81 138H80L79 140H78ZM90 139H89V140H90ZM100 139H99V140H100ZM107 139H108V138L102 139V140L100 141V143H102L103 140H107ZM141 139H142V138H141ZM7 140L10 141L9 138H8ZM26 140H27V139H26ZM48 140H49V139H48ZM86 140H87V139H86ZM138 140H139V139H137V141H138ZM148 140L146 139V143L144 144V146L142 145L143 148L146 146ZM156 140H157V139H156ZM42 141H43V140H42ZM82 141H83V138H82ZM107 141H108V142H107L106 144L104 143L105 141H103V144L106 145V146H107L108 143L112 142V140L109 142V139H108ZM114 141H115V140H114ZM141 141H142V140H141ZM153 141H154V140H153ZM157 141H158V142H157ZM157 141H156V142L159 143V144L161 145V143H160L161 141H159V138H158ZM162 141H165V142H166V140H164V138H163ZM1 142H2V141H1ZM4 142H6V141H4ZM37 142H38V141H37ZM60 142H61V141H60ZM75 142H74V143H75ZM80 142H81V141H80ZM88 142H91V141H88ZM94 142H95V141H94ZM96 142L98 143V141H96ZM123 142H125V141H123ZM165 142H164V144L162 143V147H163V145H165ZM6 143H7V142H6ZM45 143H47V141H45ZM74 143L71 144V145H74ZM86 143H87V142H86ZM97 143H95V145H96ZM116 143H117V142H115V144H116ZM129 143H130V142H129ZM151 143H152V142H151ZM4 144H5V143H3V145H4ZM42 144H43V143H42ZM47 144H48V143H47ZM63 144H65V143H63ZM67 144H68V143H67ZM77 144H76V145H77ZM80 144H81V143H80ZM98 144H99V143H98ZM118 144H119V143H118ZM122 144H123V143H122ZM132 144H134V143H132ZM159 144H156V145H159ZM176 144H177V143H176ZM51 145H52V144H51ZM85 145H86V144H85ZM91 145H92V142H91ZM99 145H101V144H99ZM99 145H96V146L99 147ZM108 145L111 147L110 144H108ZM112 145H113V143H112ZM124 145H126V144H123V147H124ZM156 145L154 144V147H155V148H156ZM177 145H178V144H177ZM0 146H2V145H0ZM57 146H58V145H57ZM69 146H70V145H69ZM74 146H75V145H74ZM106 146H105V149H104L103 145H102V147L100 146L101 148H103V151H102L103 153H104V150H106L105 152H107V151H109L108 149H111L109 146H108V149H107ZM116 146H117V145H116ZM131 146H132V145H131ZM131 146H129V147H131ZM137 146H138V145H137ZM137 146H135V147L137 148ZM148 146H149V145H147V148H148ZM152 146H153V145H152ZM42 147H43V146H42ZM47 147H48V146H46V149L49 150ZM87 147H88V145H87ZM114 147H115V146H113V148H114ZM118 147H119V146H118ZM118 147H117V148H118ZM132 147H133V146H132ZM154 147H153V148L151 147V148L154 149ZM157 147H158V146H157ZM160 147H161V146H160ZM160 147H158V149H159ZM162 147L160 148V150L162 149ZM50 148H51V147H50ZM60 148H61V147H60ZM70 148H71V147H70ZM101 148H100V151L102 150ZM115 148H116V147H115ZM126 148H128V147H126ZM136 148H134V149H135V150H139V147H138V149H136ZM151 148H150V149L148 148V149H149V150H152ZM163 148H164V147H163ZM172 148H173V147H172ZM21 149H22V148H20V150H21ZM26 149H27V148H26ZM56 149H58V147H57ZM95 149H96L97 151H96ZM145 149H146V148H144V151H145ZM24 150H25V148L23 149V151H24ZM53 150H55V148H54ZM53 150H52V151H53ZM58 150H59V149H58ZM69 150H71V149H69ZM79 150H80V149H79ZM93 150L96 151L97 153H98V151H99L98 148H96V147H94ZM112 150H113V149H112ZM119 150H121V149H119ZM122 150H123V149H122ZM129 150H130V149H129ZM129 150H128V152H129ZM141 150H143V149L141 148L139 151H141ZM160 150H159V151H160ZM167 150H168V149H167ZM172 150H173V149H172ZM172 150L170 149V150H168V151L172 152ZM176 150H177V149H176ZM18 151H19V149H18ZM31 151H32V150H31ZM60 151H61V150H60ZM60 151H59V152H60ZM81 151H82V149H81ZM94 151H93V152H94ZM100 151H99V152H100ZM110 151H111V150H110ZM110 151H109V152H110ZM113 151H114V150H113ZM139 151H138V152H139ZM146 151H147V150H146ZM155 151H157V152L159 153V151H158L157 149H155ZM165 151H166V148H165ZM165 151H164V152H165ZM24 152H26V151H24ZM70 152H71V151H70ZM73 152H74V151H73ZM96 152H94V153H96ZM109 152H108V153H109ZM114 152L117 153V155L120 154V153H124V152H119V151H117V150L114 151ZM132 152H133V149H132ZM151 152H152V151H151ZM157 152H156V154H157ZM160 152H161V151H160ZM27 153H28V151H27ZM32 153H33V151H32ZM32 153H31V154H32ZM126 153H127V151H126ZM143 153H145V152H143ZM143 153H142V154H143ZM149 153H150V152H149ZM162 153H163V151H162ZM162 153H160V154H162ZM167 153H168V152H167ZM167 153H164V154H167ZM172 153H173V152H172ZM176 153H178V152H176ZM17 154H18V153H17ZM19 154H24V155H26L25 153H21V152H19ZM52 154H53V153H52ZM128 154H129V153H128ZM136 154H137V153L134 154V157H135ZM140 154H141V153H140ZM140 154H138L137 156L140 157ZM147 154H148V153H147ZM153 154H154V156H155V152H154V150H153ZM174 154H175V153H174ZM174 154H173V155H174ZM71 155H72V154H71ZM80 155H81V153H80ZM90 155H91V154H90ZM96 155H97V154H96ZM106 155H107V154H106ZM131 155H132V153H131ZM131 155H129V157H128V156H126V157H127V158H130ZM145 155H146V153H145ZM148 155H149V154H148ZM151 155H152V153H150V155L147 156V159H148V157H149V159H150V156H151ZM169 155H170V154H169ZM17 156H18V159H19V155H17ZM37 156H38V155H37ZM82 156H83V155H81V157H82ZM101 156H104V155H101ZM112 156H113V155H112ZM114 156H115V155H114ZM118 156H119V155H118ZM118 156H116V157L118 158ZM120 156H121V155H120ZM123 156H124V155H123ZM142 156H143V155H141V157H142ZM159 156H160V155H159ZM165 156H166V155H165ZM171 156H172V154H171ZM171 156H170V158H171ZM21 157H25V156L21 155ZM30 157H31V156H30ZM30 157H29V158H30ZM105 157H106V156H105ZM105 157H104V158H101V159H105ZM107 157H109V159H107L106 161H109V160H110V156L107 155ZM116 157H114V158H115V161H114V162L117 163L118 160H116ZM132 157H133V156H131V160L134 159V157H133V158H132ZM141 157H140V158H141ZM144 157H145V159H146V156H144ZM152 157H153V156H151V159H150L151 161H152ZM155 157H156V162L158 163V161H159V160L157 161V157H158V156H155ZM166 157L169 158L168 156H166ZM172 157H173V156H172ZM15 158H16V157H15ZM50 158H51V157H50ZM72 158H73V157H72ZM79 158H80V157H79ZM87 158H88V156H87ZM95 158H97V157H95ZM137 158H138V157H137ZM137 158L135 157L136 160H138ZM140 158H139V160H140ZM142 158H143V157H142ZM153 158H154V157H153ZM159 158H160V157H159ZM161 158H163V157H161ZM170 158H169L170 161H168V162H166L167 159L164 158V160L166 159L165 162H166V163H170V162H171V159H172V158H171V159H170ZM27 159H28V158H27ZM36 159H38V158H36ZM54 159H55V158H54ZM67 159H69V158H67ZM74 159H75V158H74ZM77 159H78V158H77ZM112 159H113V158H112ZM112 159H111V160H112ZM135 159H134V160H135ZM154 159H155V158H154ZM173 159H174V160H177V162H178V159H177V158H176V159L173 158ZM173 159H172V160H173ZM79 160H81V158H80ZM90 160H91V159H90ZM143 160H144V159H143ZM164 160L162 159V161H164ZM17 161H19V160H17ZM30 161H31V160H28V163H29ZM36 161H37V160H36ZM36 161H35V162H36ZM50 161H51V160H50ZM55 161H57V160H55ZM59 161H60V160H59ZM61 161H62V160H61ZM70 161H71V159H70ZM96 161H97V160H96ZM96 161H95V162H96ZM98 161H99V160H98ZM103 161L105 162V160H103ZM103 161H102V162H99V165H100V163H101V165H102V164L104 163ZM151 161L147 160L146 162H151ZM162 161L159 162L158 165H159L160 163H162ZM37 162H40V161H37ZM84 162H86V163H83V166H84L85 164H87V161H84ZM109 162H110V161H109ZM139 162H140V161H139ZM139 162H138V163H139ZM146 162H145V163H146ZM172 162H173V161H172ZM179 162H180V161H179ZM42 163H43V162H42ZM111 163H112V162H111ZM141 163H143V161H142ZM23 164H24V163H23ZM23 164H22V165H23ZM47 164H48V163H47ZM47 164H45V165H47ZM50 164H52V163H50ZM79 164H80V163H79ZM176 164L179 165L178 163H176ZM3 165H4V167H5V164H3ZM6 165H7V164H6ZM20 165H21V164H20ZM24 165H25V164H24ZM24 165H23V166H24ZM38 165H39V164H38ZM104 165H105V167H106V165H110V163H108V164H105V163H104ZM104 165H103L102 167H104ZM112 165H113V164H112ZM112 165H111V168H112ZM173 165H174V164H173ZM11 166H12V165H11ZM13 166L15 167V165H13ZM36 166H37V165H36ZM80 166H81V165H80ZM115 166L117 167L116 164H115ZM160 166H161V164H160ZM162 166H163V165H162ZM162 166L160 167L161 169H162ZM4 167H2V169H3ZM7 167H8V166H7ZM93 167H95V166H93ZM109 167H110V166H109ZM113 167H114V165H113ZM157 167H158V166H157ZM157 167H156V169L159 168V167H158V168H157ZM5 168H6V167H5ZM20 168H21V167H20ZM41 168H42V167H41ZM74 168H76V167H74ZM80 168H81V167H80ZM99 168H101V167L99 166ZM106 168H108V167H106ZM111 168H110V169H111ZM117 168H118V169H117ZM117 168H116L117 170H116V169H114V170H113V169H112V170H109V171H114L113 173H111V172L108 171V173H109V174H108V179H110V178L113 176V174L115 173V170H116V171H119V168H120V167H117ZM2 169H1V171H2ZM7 169H9V168H7ZM23 169H24V168H23ZM50 169H51V167H50ZM66 169H67V168H66ZM77 169H78V167H77ZM82 169H83V168H81V170H82ZM84 169H86V168H84ZM84 169H83V170H84ZM88 169H91V170H92V168H88ZM96 169H97V171L101 170V169L98 170L97 166H96ZM154 169H155V168H154ZM169 169H170V168H169ZM169 169L167 168V169H165V170H166V171H167V170L169 171ZM172 169H173V168H172ZM172 169H170V171H173ZM174 169H176V168H174ZM177 169H178V168H177ZM10 170H11V167H10ZM13 170H14V168H13ZM21 170H22V169H21ZM72 170L74 171L75 169L72 168ZM72 170H71V171H72ZM81 170H79V171H81ZM106 170H108V169H106ZM165 170H163V171L165 172V173L163 174V176H165V174H168V173L170 172V171H169V172L167 171L168 173H166ZM178 170H179V169H178ZM3 171H4V169H3ZM77 171H78V170H77ZM79 171H78V172H79ZM103 171H104V170H103ZM103 171H102V173H103ZM152 171H153V170H152ZM159 171H160V170H159ZM161 171H162V170H161ZM161 171H160V172H161ZM8 172H9V171H8ZM12 172H13V171H12ZM17 172H18V170H17ZM35 172H36V171H35ZM40 172H41V171H40ZM68 172H69V171H68ZM74 172L76 173V170H75ZM82 172H84V171H82ZM82 172H81V174H82ZM85 172H86V170H85ZM85 172H84V173H85ZM87 172H88V171H87ZM89 172H91V171L89 170ZM92 172H93V171H92ZM104 172H106V171H104ZM128 172H129V171H128ZM157 172H158V171H156V173H157ZM160 172H159V174H160ZM173 172H174V171H173ZM4 173H5V172H4ZM6 173H7V172H6ZM14 173H16V171H14ZM19 173H21V172H19ZM41 173H43V172H41ZM51 173H52V172H51ZM93 173H94V174H93ZM93 173H92V175L94 176V175H95V172H93ZM102 173H101V174H102ZM130 173H131V172H130ZM162 173H163V172H162ZM171 173H172V172H171ZM44 174H45V173H44ZM77 174H78V173H77ZM81 174H80V175H81ZM111 174H112V175H111ZM127 174H128V173H127ZM172 174H173V173H172ZM180 174H181V173H180ZM71 175H72V174H71ZM88 175H89V173H88ZM92 175L89 176V177H87V178L89 179V181H90V178L92 179V177H93ZM96 175H97V174H96ZM106 175H107V172H106ZM116 175H118V176L121 175L120 171H119L118 174H117V172H116V173H115V176H116ZM161 175H162V174H161ZM173 175H174V174H173ZM182 175H184V174H182ZM2 176H3V175H2ZM4 176H6V174H5ZM8 176H9V175H8ZM8 176H7V177H8ZM31 176H32V175H31ZM37 176H38V175H37ZM74 176H77V175L74 174ZM82 176H83V175H82ZM86 176H87V175H86ZM110 176H111V177H110ZM163 176H161V177H163ZM166 176H167V175H166ZM166 176H165V177H166ZM83 177H85V176H83ZM83 177H82V178H83ZM100 177H103V176H100ZM100 177H99V178H100ZM109 177H110V178H109ZM124 177H125V176H124ZM146 177H147V176H146ZM159 177H160V176H159ZM165 177L162 178V179H164V180H163L164 182H165V179H167V177H166V178H165ZM169 177H170V176H169ZM174 177H175V176H174ZM176 177H177V175H176ZM54 178L56 179V177H54ZM78 178H79V177H78ZM80 178H81V177H80ZM93 178H94V177H93ZM117 178H119V177H117ZM13 179H14V178H13ZM52 179H53V178H52ZM88 179H87V180H88ZM101 179H102V178H101ZM103 179H104V178H103ZM124 179H125V178H124ZM162 179H160V180H162ZM168 179H169V178H168ZM218 179H219V178H217V180H218ZM85 180H86V179H84V181H85ZM105 180H107V179H105ZM113 180H114V179H113ZM113 180H110V182H111V181L113 182ZM134 180H135V179H134ZM134 180H133V181H134ZM141 180H142V179H141ZM149 180H150V179H149ZM160 180H159V181H160ZM174 180H175V179H174ZM179 180H180V179H179ZM215 180H216V179H215ZM223 180H224V179H223ZM16 181H17V180H16ZM44 181H46V180H44ZM71 181H72V180H71ZM82 181H83V179H82ZM84 181H83V182H84ZM96 181H97V179H96L95 181L93 180V182H96ZM99 181H101V180L99 179ZM107 181H108V180H107ZM114 181H115L114 183H116V180H114ZM125 181H126V180H125ZM156 181H157V180H156ZM163 181H160V183L162 184ZM219 181H220V183H221L222 180H219ZM225 181L227 182V179L224 180V182H225ZM14 182H15V181H14ZM39 182H40V181H39ZM67 182H68V181H66V183H67ZM91 182H92V180L90 181V183H91ZM97 182H98V181H97ZM119 182H120V181H119ZM119 182L116 183V185L118 184L117 186H116L115 184H113V186L115 185L114 188H117L120 184L124 183V180H123L122 183H119ZM180 182H182V181H180ZM187 182H188V181H187ZM17 183H18V181H17ZM46 183H47V182H46ZM69 183H70V182H69ZM100 183H101V182H98V186H99ZM107 183H109V182H107ZM133 183H134V182H133ZM139 183H140V182H139ZM168 183H169V182H168ZM168 183L165 182L164 184H168ZM170 183H172V181H171ZM170 183H169L170 186H168V187H171L172 184H170ZM216 183H217V181H216ZM216 183H215V184H216ZM227 183H228V182H227ZM6 184H7V183H6ZM22 184H23V183H22ZM31 184H32V182H31ZM39 184H40V183H39ZM47 184H48V183H47ZM47 184H46V186H47ZM86 184H88V183H86ZM86 184L84 183L85 186H86ZM92 184H95V183H91V184H90V185H91V188H92ZM104 184H105V183H104ZM109 184H110V183H109ZM125 184H126V183H125ZM128 184H129V183H128ZM164 184H163V185H164ZM179 184H180V183H179ZM191 184H192V183L187 184V185H191ZM12 185H13V184H12ZM49 185H51V184H49ZM81 185H82V184H81ZM159 185H160V184H159ZM176 185H177V183H176ZM193 185H194V184H193ZM195 185H196V184H195ZM14 186H15V185L10 186V188H11V187L14 188ZM20 186H22V185H20ZM28 186H29V185H28ZM32 186H33V184H32ZM78 186H79V185H78ZM93 186H94V188H95V186H97V185H93ZM108 186H109V188H110V186H112V185H108ZM108 186H107V187H108ZM113 186H112V187H113ZM174 186H175V185H173V187H174ZM179 186H180V185H179ZM182 186H183V185H182ZM212 186H214V185H212ZM215 186H216V185H215ZM219 186H220V184H219ZM222 186H223V184L221 185V187H222ZM226 186H227V185H226ZM226 186H224V187L226 188ZM229 186H230V185H229ZM5 187H7V185H6ZM54 187H55V189H56V186H54ZM104 187H106V186H104ZM104 187H103V188L101 187V188L104 189ZM112 187H111V188H112ZM119 187H121L122 190H121V188H117V191L120 190L121 192H123L124 190H123L122 185L119 186ZM124 187H125V186H124ZM135 187H136V186H135ZM160 187H163V186H160ZM175 187H176V186H175ZM175 187H174V188H175ZM194 187H195V186H194ZM224 187H222V188L224 189ZM227 187H228V186H227ZM231 187H233V186H231ZM2 188H4V186H2ZM19 188H20V187H19ZM28 188H29V187H28ZM30 188H31V187H30ZM34 188H35V187H34ZM51 188H52V187H51ZM85 188H86V187H85ZM85 188H84V189H85ZM88 188H89V186H88ZM88 188H87L86 190H88ZM91 188H90V189H91ZM94 188L92 189L93 191H95V189H96V188H95V189H94ZM97 188H98V187H97ZM109 188H108V189H109ZM150 188L152 189V187H150ZM166 188H167V187H166ZM166 188H164V191L166 190ZM171 188H172V187H171ZM187 188H188V186H187ZM207 188H209V187H207ZM213 188H216V187H213ZM222 188H221V189H222ZM16 189H17V187L15 186V189H14V190H16ZM20 189H21V188H20ZM26 189H27V188H26ZM52 189H53V188H52ZM65 189H66V188H65ZM77 189H78V187H77ZM84 189H83V190H84ZM106 189H107V188H106ZM108 189H107V190H108ZM127 189H129V186L127 187ZM130 189H131V188H130ZM138 189H139V187H138ZM167 189H168V188H167ZM176 189H177V187H176ZM178 189L181 190L182 188H178ZM216 189H217V188H216ZM221 189H220V191H221ZM7 190H8V188H7ZM24 190H25V187H24ZM27 190H28V189H27ZM35 190H36V189H35ZM35 190H34V192H35ZM50 190H51V189H50ZM50 190H48V191H50ZM92 190L89 191V192H91L90 194L94 193V194L96 195V193H95V192H92ZM98 190H100V189H97L96 192H97ZM104 190H105V189H104ZM113 190H115V189H113ZM171 190H173V189H171ZM183 190H185V187L183 188ZM188 190H190V189H188ZM188 190H187V191H188ZM202 190H203V189H202ZM208 190H209V189H208ZM218 190H219V188H218ZM224 190H225V189H224ZM224 190L221 191V192L223 193ZM227 190H228V189H227ZM16 191H17V190H16ZM21 191H22V190H21ZM21 191H19V192H21ZM40 191H41V190H40ZM67 191H68V190H67ZM71 191H72V188H71ZM74 191H75V190H74ZM84 191H85V190H84ZM84 191H82V192H83V195H85V194H84ZM109 191H110V192H109ZM109 191H108L109 193H107V194L110 196L112 190H109ZM128 191H130V190H128ZM128 191H127V192H128ZM132 191H133V190H132ZM132 191H131V192H132ZM160 191H162V190H160ZM164 191H162L161 193L163 194ZM169 191H170V190H168V192H169ZM176 191H177V190H175L174 192H176ZM195 191H196V190H195ZM203 191H205V189H204ZM216 191H217V190H216ZM9 192H10V193H9ZM9 192H6V193H8V196L10 197V195H11L12 192H11V191H9ZM14 192H15V191H14ZM28 192H29V191H28ZM43 192H44V191H43ZM85 192H86V194L89 196V192H88V191H85ZM102 192L104 193V191H102ZM102 192L99 191L100 194H102ZM113 192H114V191H113ZM118 192H119V191H118ZM124 192H126V190H125ZM147 192H148V191H147ZM149 192H150V191H149ZM170 192L173 193L172 191H170ZM170 192H169V193H170ZM177 192H178V191H177ZM181 192L183 193V191H181ZM198 192H202V191H198ZM217 192H218V191H217ZM217 192H216V193H217ZM221 192L218 193V194H219V195H220V194L223 195L224 193H229L230 191H229V190H228V192L225 191L223 194H222ZM235 192H236V191H234V194H233V195H235ZM6 193H4V195H5ZM15 193H17V195H19L18 192H15ZM35 193H37V191H36ZM45 193H46V192H45ZM61 193H62V192H60V194H61ZM69 193H70V191H69ZM73 193H74V192H73ZM73 193H72V194H73ZM114 193H116V192H114ZM159 193H160V192H159ZM169 193H168V194H169ZM187 193H188V192H187ZM187 193H186V194H187ZM189 193H190V195H192V194H191V191H190ZM213 193H214V192H213ZM238 193H239V192H238ZM238 193H236V194L238 195ZM9 194H10V195H9ZM12 194H14V193H12ZM27 194H28V193H27ZM30 194H31V192H30ZM30 194H29V195H30ZM37 194H38V193H37ZM146 194H147V193H146ZM164 194H165V193H164ZM166 194H167V193H166ZM166 194H165V195H166ZM178 194H179V192H178ZM178 194H177V196H179ZM229 194H230V193H229ZM17 195H16V196H17ZM24 195H26L25 192H24ZM73 195H74V194H73ZM73 195H71V196H72L73 198H75ZM92 195H93V194H92ZM92 195H91V196H92ZM119 195H120V194H119ZM127 195H128V194H127ZM143 195H144V194H143ZM154 195H155V194H154ZM157 195H158V194H157ZM170 195H171V194H170ZM170 195H169V196L166 195V196L171 197L172 195H175V194H172L171 196H170ZM180 195H181V194H180ZM193 195H194V194H193ZM209 195H210V194H209ZM227 195H228V194H227ZM239 195H241V194H239ZM13 196L15 197V195H13ZM19 196H20V195H19ZM21 196H22V195H21ZM27 196H28V195H27ZM30 196H31V195H30ZM88 196H87V197H88ZM104 196H105V198L107 197V196L105 195V193H104ZM109 196H108V197H109ZM114 196L117 197L118 195H114ZM120 196H121V198H122V200H123L124 196H123V195H120ZM122 196H123V197H122ZM163 196H164V195H163ZM163 196H162V197H163ZM177 196H174V197L176 198ZM184 196H186V198H187L188 195H185V194H184ZM224 196H226V195L224 194ZM241 196H242V195H241ZM241 196H240V197H241ZM11 197H12V196H11ZM63 197H64V198H65V197L67 198V195L64 194ZM87 197H86V198H87ZM108 197H107V199H108ZM129 197H130V200H131L132 197L134 198L133 195H132V197H131V196H129ZM150 197H151V196H150ZM160 197H161V195H160ZM160 197H157V198H160ZM168 197H167V198H168ZM194 197H195V199H196V197H197L198 199L201 198L200 196L198 197V196H196V195H195ZM218 197H219V196H218ZM232 197H233V196L231 195V198H232ZM234 197H235V196H234ZM245 197H246V195H245ZM3 198H6V197H2V199H3ZM7 198H8V197H7ZM7 198H6V199H7ZM23 198H24V197H22V198L19 197L20 200H21V199L23 200ZM33 198H34V196H33ZM59 198H60V197H59ZM66 198H65V199H66ZM69 198H70V194H69ZM69 198H68V200L71 199V198H70V199H69ZM111 198H112V197H111ZM111 198H110V199H111ZM117 198H118V197H117ZM121 198H119V199H121ZM135 198H136V197H135ZM143 198H145V197H143ZM151 198H152V197H151ZM151 198L148 199V198L146 197L145 200H146V199H147L148 201H149V200H152ZM163 198H164V197H163ZM180 198H182V197H180ZM180 198H179V199H180ZM189 198H190V196H189ZM236 198H237V197H236ZM236 198H235V200H236ZM12 199H13V197H12ZM17 199H18V198H17ZM19 199H18V200H19ZM24 199L26 200L27 197L24 198ZM110 199H109V200H110ZM115 199H116V198H115ZM125 199L128 200V197L125 198ZM154 199H156V198H154ZM161 199H162V198H161ZM161 199H160V200H161ZM165 199H166V198L162 199V202H161V203H163V205H164V203H165V202H163V200H165ZM168 199H169V200L166 199V200L168 201V203H169V201H171V200H173V202H177L176 200H178V199H175V201H174V199H171V198H168ZM170 199H171V200H170ZM191 199L194 200L193 197H191L190 200H191ZM203 199H205V198H203ZM203 199H202V200H203ZM215 199H218V198H215ZM245 199H246V198H244V200H245ZM14 200H15V198H14ZM22 200H21L20 202H23V201H24V200H23V201H22ZM36 200H40V199H39V196H38V198H37ZM36 200H32V201H36ZM58 200H59V199H58ZM58 200H57L56 202H58ZM61 200H62V199H61ZM63 200H64V199H63ZM72 200H73V199H72ZM72 200H71V201H72ZM84 200L86 201L85 197H84ZM111 200H114V199L112 198ZM116 200H118V199H116ZM116 200H115V201H116ZM122 200H121V201H122ZM130 200H128V201H130ZM132 200L134 201V199H132ZM160 200H159V201H160ZM190 200L187 199L188 202H190ZM209 200L211 201V203H212V201L214 202V200H213V199L211 200V198H210ZM219 200H220V197H219ZM223 200H225V199H223ZM232 200H233V198H232ZM240 200H241V203H242V200H243V199L240 198ZM244 200H243V201H244ZM27 201H28V200H26V202H27ZM66 201H67V200H66ZM85 201H84V202H85ZM118 201H119V200H118ZM133 201H131L132 204H133L134 202H136V200H135L134 202H133ZM137 201H139V200H137ZM159 201H158V202H159ZM194 201L197 202V199L194 200ZM200 201H201V200H200ZM203 201H204V200H203ZM207 201H208V199H207ZM221 201H222V200H221ZM221 201H218V203L221 202ZM10 202H11V200H10ZM37 202H39V201H37ZM37 202H36V203H37ZM64 202H65V201H64ZM104 202H106V200H104ZM107 202H109V201L107 200ZM150 202H151V201H150ZM158 202H157V203H158ZM171 202H172V201H171ZM171 202H170V203H171ZM192 202H193V201H191L190 204H189V205H192V208L190 207V208H189V211H190V210H191V211L194 210L193 205H196V203L193 204ZM208 202H209V201H208ZM234 202H235V201H234ZM237 202H238V200H237ZM239 202H240V201H239ZM12 203H13V200H12ZM12 203L10 204L11 207L13 206ZM14 203H15V202H14ZM24 203H25V202H24ZM33 203H34V202H33ZM33 203H32V206H33ZM74 203H75V202H73V205H74ZM102 203H103V202H102ZM110 203H111V202L107 203V205L105 204L106 207L108 206V204H109V206H111ZM115 203L117 204V201H116ZM141 203H142V202H140V204H141ZM170 203H169L168 205H166L167 203H165V206H169V205L171 206ZM191 203H192V204H191ZM197 203H198V202H197ZM199 203H200V202H199ZM199 203H198V204H199ZM227 203H229V201H228ZM227 203H226V200H225V204L228 206ZM232 203H233V202H232ZM1 204H2V203H1ZM18 204H19V202H18ZM26 204H27V203H26ZM26 204L24 205V207L26 206ZM29 204H31V203H29ZM29 204H28V205H29ZM39 204H40V203H39ZM64 204H65V205H68L69 203L66 204V202H65ZM64 204L61 205V206H64ZM81 204H82V203H81ZM81 204H80V205H81ZM87 204H88V203H87ZM138 204H139V203H138ZM144 204H145V203H144ZM177 204H178V203H177ZM205 204H207V203L205 202ZM208 204H210V203H208ZM212 204L215 206V205L217 204V200H216V203L214 202V203H212ZM243 204H244V203H243ZM249 204H250V203H249ZM34 205H35V204H34ZM56 205H57V203H56ZM77 205H78V204H77ZM82 205H83V204H82ZM118 205H119V202H118L117 205L114 204L113 207L118 206ZM134 205H135V203H134ZM142 205H143V203L141 204V206L139 205V206H140L139 208H140V209L142 208V211L144 212V210H143V207H144V206L142 207ZM184 205H185V204H184ZM202 205H203V204H202ZM202 205H201V206H202ZM231 205H233V204H231ZM231 205H230V203H229V206H231ZM236 205H237V203H236ZM240 205H242V204H240ZM15 206H16V204H15ZM17 206H18V205H17ZM32 206L30 205L29 210H30L31 208L33 209V208L37 207V206H35V207H32ZM57 206L59 207V203H58ZM57 206H56V207H57ZM84 206H86V204H85ZM103 206H104V205L102 204L101 209H102ZM136 206H137V204H136ZM152 206H153V205H152ZM170 206H169V208H172V207H173V206H172V207H170ZM174 206H175V205H174ZM196 206H197V205H196ZM216 206H218V205H216ZM216 206H215V207H216ZM222 206H223L222 204H221V206H220V204H219V208L222 207ZM251 206H252V204H251ZM13 207H14V206H13ZM18 207H20V205H19ZM27 207H28V206H27ZM75 207H76V206H75ZM99 207H100V206H99ZM99 207H98V208H99ZM104 207H105V206H104ZM106 207H105V208H106ZM132 207H133V206H132ZM146 207H147V206H146ZM154 207H155V206H154ZM177 207H178V206H177ZM186 207H187V206H186ZM197 207H198V206H197ZM197 207H195V209H196ZM202 207L204 208V206H202ZM202 207L199 208V209L197 208L196 210H198V212H199L200 209L203 211ZM205 207H206V210H204V211H208L207 209H208L209 207H211V206H208V208H207V205H206ZM223 207H224V206H223ZM233 207H234V206H233ZM245 207H246V205H245ZM245 207H244V209H245V211H247ZM9 208H10V207H9ZM15 208H16V207H15ZM64 208H67V207L65 206ZM69 208H71V206H70ZM76 208H77V207H76ZM78 208H79V207H78ZM83 208L85 209V207H83ZM83 208H82V206H81V209H83ZM86 208H88V207L86 206ZM105 208H104V209H105ZM108 208H109V210H110L109 213H111L110 216L113 215L112 217H113V219H114V215H116V214H114V213L112 214L110 207H108ZM115 208H116V210H117L118 207H115ZM119 208H121V207H119ZM148 208H149V205H148ZM148 208H147V209H148ZM151 208H152V207H151ZM165 208L167 209V207H165ZM211 208H212V207H211ZM211 208H210V209H211ZM224 208H225V207H224ZM248 208H249V207H248ZM252 208H253V206H252ZM22 209H23V208H22ZM27 209H28V208H27ZM93 209H94V208H92V212L95 211V213H96V210H93ZM96 209H97V208H96ZM99 209H100V208H99ZM99 209L97 210V212L99 211ZM101 209H100V212L102 211ZM134 209H135V207H134ZM140 209L137 210V207H136L135 210H137V212H136L137 214H138V213L140 214ZM144 209H145V211H148V210H149V209L146 210V208H144ZM154 209H158V208H154ZM162 209H163V208H162ZM162 209H161V210H162ZM172 209L174 210L175 208H172ZM184 209H187V208H184ZM184 209H183V210H184ZM212 209L215 210L214 208H212ZM217 209H218V208H217ZM237 209H238V208H237ZM240 209H241V207H240ZM260 209H262V208H260ZM1 210H2V209H1ZM33 210H35V209H33ZM33 210H32L31 212H33ZM109 210H107V211H109ZM112 210H113V208H112ZM131 210L134 211L133 208H132ZM150 210H151V209H150ZM152 210H153V209H152ZM152 210H151V211H152ZM163 210H165V209H163ZM179 210H180V208H179ZM201 210H200V213H201ZM220 210H221V208H220ZM222 210L225 211L226 209H222ZM230 210H231V207H230ZM241 210H242V209H241ZM251 210H252V209H251ZM12 211H13V210H12ZM138 211H139V212H138ZM142 211H141V213H143ZM151 211H150V213H151ZM155 211H156V210H155ZM166 211H167V210H166ZM185 211H186V210H185ZM191 211H190V212H191ZM194 211H195V210H194ZM194 211H192L191 214H193ZM227 211H228V210H226L225 212H227ZM252 211H253V210H252ZM5 212H6V211H5ZM31 212H30V213H31ZM34 212H35V211H34ZM105 212H106V211H105ZM113 212H115V210H114ZM126 212L128 213V211H126ZM129 212H130V211H129ZM157 212L159 213V210H158ZM161 212H162V211H160V213H161ZM167 212H168V211H167ZM167 212H166V213H167ZM181 212H183V211H181ZM181 212H180V213H181ZM187 212H188V210H187ZM190 212H189V213H190ZM196 212H197V211H196ZM198 212L195 213V217H193V220H194V221H195L194 218H196V214L199 215ZM211 212H212V210H211ZM216 212H217V211H216ZM216 212H215L214 215H216ZM220 212H221V211H220ZM225 212H224V213H225ZM229 212H230V211H229ZM237 212H238V210H237ZM247 212H248V211H247ZM253 212H254V211H253ZM12 213H13V212H12ZM12 213H11V214H12ZM35 213H37V212H35ZM43 213H45V212H43ZM46 213H47V212H46ZM46 213H45V214H46ZM63 213H64V212H63ZM85 213H86V212H85ZM115 213H118V212H115ZM119 213H120V212H119ZM154 213H155V212H154ZM189 213H187V214H189ZM217 213H218V212H217ZM222 213H223V211H222ZM222 213H221V216H222ZM224 213H223V214H224ZM231 213H233V212H231ZM238 213H243V212L241 211V212H238ZM13 214H14V213H13ZM31 214H33V213H31ZM31 214H30V215H31ZM48 214H49V213H48ZM48 214H46V215H48ZM86 214H87V213H86ZM91 214H92V213H90V215H91ZM98 214H99V213H98ZM98 214H97L98 217H96V218H99V215H100V214H99V215H98ZM102 214H103V212H102ZM129 214H131V212H130ZM144 214H145V213H144ZM146 214L149 215V212H148V213L146 212ZM146 214H145V216H146ZM168 214H169V213H167V214H165V215H168ZM212 214H213V213H212ZM226 214H230V213H225V215H226ZM235 214H236V213H235ZM243 214H245V216H241V217L245 218L249 213L247 214V213L245 212V213H243ZM246 214H247V215H246ZM259 214H260V213H259ZM16 215H17V214H16ZM35 215H37V214H35ZM38 215H39V214H38ZM42 215H43V214H42ZM105 215H108V213L105 214ZM118 215H119V214H118ZM134 215H135V214H134ZM140 215H141V214H140ZM148 215H147V217H149L151 214H150L149 216H148ZM159 215H160V214H159ZM205 215H206V214H205ZM232 215H234V214H230V216H232ZM239 215H242V214H239ZM254 215H255V214H254ZM33 216H34V215H33ZM51 216H52V218H53V215H51ZM54 216L56 217V215H54ZM57 216H58V215H57ZM81 216H82L83 218H85L83 215H81ZM101 216H102V215H101ZM121 216H123V215H121ZM129 216H132V215H128L127 218H128ZM154 216H155V215L153 214V217H154ZM186 216H188V215H186ZM193 216H194V214H193ZM200 216H201V215H200ZM200 216H198V217H200ZM208 216H209V215H208ZM208 216H207V218H208ZM212 216H213V215H212ZM216 216H217V215H216ZM216 216H215V217H216ZM221 216L219 215V217H221ZM227 216H228V215H227ZM249 216H250L249 218L251 219V216H252V215H249ZM13 217L15 218V215H14ZM23 217H24V215H23ZM36 217H37V216H36ZM36 217H35V218H36ZM40 217H41V216H40ZM45 217H49V216H45ZM55 217H54L53 219H56ZM60 217H61V216H60ZM89 217H90V218L86 217L85 219H88V220L90 219V220H91L92 215L89 216ZM123 217H124V216H123ZM138 217H140V216L138 215ZM141 217H143V215H141ZM151 217H152V215H151ZM151 217H150V218H151ZM157 217H159V216L156 215V218H157ZM161 217H163V216H160V218H157V220H158V219H162ZM164 217H165V216H164ZM166 217H167V216H166ZM169 217H171V215H169ZM190 217H191V216H190ZM190 217H189V218H190ZM198 217H197V218H198ZM203 217H204V216H203ZM222 217H223V216H222ZM222 217H221V218H222ZM228 217H229V216H228ZM247 217H248V216H247ZM256 217H257V216H255V218H256ZM14 218H13V219H14ZM17 218H18V217H17ZM32 218H33V217H32ZM35 218H34V220L32 219L33 221H32V220H31V221H32V222H34V221H35V222L38 221V220H37L38 218H37L36 220H35ZM52 218H51V221H50V220H48V221H50V222L53 221V222H54V220H53ZM92 218H93V217H92ZM96 218H94V220H93V221H95V222L92 223V222L90 221V222L92 223V226H91L92 228H90V229H93V227L97 226V225H95L96 221L98 220V219L95 220ZM101 218H102V217H101ZM104 218H105V219H108V218H109V215H108V218L105 217V216H104ZM104 218H102V221H103ZM117 218H118V217H117ZM167 218H168V217H167ZM167 218H166V219H167ZM172 218H173V216H172L170 219H172ZM189 218H188V219H189ZM201 218H202V217H201ZM213 218H214V216H213ZM217 218H218V217H217ZM239 218H240V217H239ZM10 219H11V218H10ZM15 219H16V218H15ZM20 219H21V218H20ZM60 219H62V218H60ZM71 219H72V217H71ZM71 219H70V221H71ZM81 219H82V218H79L78 221L81 220ZM99 219H100V218H99ZM109 219H112V218H109ZM141 219H146V217H145V218L143 217V218H141ZM148 219H149V218H148ZM148 219L145 220V221H150L152 218L149 219V220H148ZM166 219H165V220H166ZM168 219H169V218H168ZM174 219L179 220L177 217L175 218V216H174ZM214 219H215V218H214ZM223 219H224V218H223ZM234 219H235V218H234ZM41 220H43V219H41ZM41 220H40V221H41ZM68 220H69V219H68ZM68 220H66V224H67ZM118 220H119V219H118ZM128 220H130V219H128ZM135 220H136V218H135ZM190 220L192 221V219H190ZM198 220H200V219H198ZM226 220H228V219H226ZM230 220H231V219H230ZM251 220H252V219H251ZM12 221H13V220H12ZM14 221H15V220H14ZM19 221H20V220H19ZM64 221H65V220H64ZM85 221H86V220H85ZM98 221H101V219L98 220ZM110 221H112V220H110ZM126 221H127V220H126ZM141 221H142V220H141ZM151 221H152V220H151ZM159 221H160V220H159ZM187 221H188V220H187ZM196 221H197V219H196ZM232 221H233V220H232ZM9 222H10V221H9ZM29 222H30V220H29ZM41 222L44 223V224L46 223V222H43V221H41ZM55 222H57V223H55V224L57 225L60 221H58V220L56 221V220H55ZM79 222H80V221H79ZM81 222H82V221H81ZM87 222H88V221H87ZM103 222H104V221H103ZM105 222H106V220H105ZM105 222H104V225H105L106 223H108L109 220H107L106 223H105ZM113 222H115V221H113ZM113 222H111V223H113ZM116 222H117V221H116ZM119 222H120V221H119ZM129 222H131V220L128 221L127 224H125V225L128 226V223H129ZM136 222H137V221H136ZM154 222H155V225H156V222H158V221H156V219H155ZM166 222H168V223L170 222V225H171L172 222H174V220H171V221H170V220H167ZM189 222H190V221H189ZM203 222H204V221H203ZM224 222H225V221H224ZM240 222L242 223L243 221H240ZM244 222L247 223V220L244 221ZM251 222H252V221H251ZM11 223H15V222H11ZM30 223H31V222H30ZM37 223H39V221L36 222V224H34V225H37ZM42 223H41V224H42ZM61 223H62V221H61ZM63 223H64V222H63ZM63 223H62V224H63ZM73 223H74V222H73ZM73 223H72V224H73ZM158 223H159V222H158ZM179 223H180V222H178V224H179ZM195 223H196L195 226H197V222H195ZM211 223H212V220H211ZM232 223H233V222H232ZM246 223H245V224H246ZM253 223H254V220H253ZM255 223H256L257 226L260 224V223L258 224L257 222H255ZM255 223H254V224H255ZM41 224H40V226L43 225V224H42V225H41ZM55 224H54V225H55ZM59 224H60V223H59ZM59 224H58V227L61 228V226H59ZM64 224H65V223H64ZM69 224H70V222H69ZM82 224H83V223H82ZM89 224H90V223H89ZM89 224H88V226H89ZM93 224H94L95 226H94ZM96 224H98V225L101 224V225H102L103 223H102V222H99V223L97 222ZM114 224H115V223H114ZM114 224H113V225H114ZM135 224H136V223H135ZM140 224H142V223L140 222ZM140 224H139V225H140ZM150 224H152V223H150ZM164 224H165V223H164ZM176 224H177V223H176ZM192 224H193V223H192ZM212 224H213V223H212ZM226 224H227V221H226ZM247 224H249V223H247ZM251 224H252V223H251ZM261 224H264V223H261ZM15 225H16V224H15ZM15 225H14V226H15ZM17 225H18V224H17ZM19 225H20V224H19ZM25 225H26V224H25ZM30 225H31V224H30ZM34 225H32V228H33ZM54 225H53V226H54ZM60 225H61V224H60ZM77 225H79V224H77ZM110 225H111V224H110ZM132 225H133V224H132ZM137 225H138V223H137ZM143 225H144V224H143ZM148 225H149V224L147 223V227H148ZM166 225H167V223H166ZM181 225H182V224H181ZM215 225H216V224H215ZM215 225H214V226H215ZM256 225H254V226H256ZM0 226H1V224H0ZM8 226H9V225H8ZM12 226H13V225H12ZM23 226H24V224H23ZM40 226H39V227H40ZM50 226H51V225H50ZM50 226H46V228H47V227L50 228ZM62 226H63V225H62ZM83 226H84V225H83ZM83 226L81 225V227H83ZM99 226H100V225H99ZM99 226H98V227H99ZM106 226H107V225H106ZM121 226H122V225H121ZM130 226H131V225H130ZM159 226H160V230H161V232H162L163 230L161 229V225H159ZM159 226H158V227H159ZM173 226H174V225H172V227H173ZM190 226H191V225H190ZM195 226H192V227H195ZM220 226H222V225H220ZM220 226L218 227V225H217L218 228H220ZM231 226H232V225H231ZM257 226H256V228H255V227H252V226H247V229H248V227L255 228V230L253 229V230L255 231V233H254V237H255V235H257V236H261V235H262V233H261V235H260L259 233H258L259 235L257 234V232H258V230H257ZM262 226H264V225H262ZM3 227H4V226H3ZM39 227H38V228H39ZM44 227H45V225H44ZM67 227H68V226H67ZM78 227L80 228V226H78ZM98 227H97V228H98ZM102 227H103V226H102ZM107 227H108V226H107ZM114 227H115V226H114ZM116 227L118 228V227H120V225H119V226H116ZM122 227H123V226H122ZM128 227H129V226H128ZM131 227H132V229H134V228H133L134 226H131ZM131 227H130V229H131ZM135 227H136V226H135ZM137 227H138V226H137ZM140 227L142 228V225H141ZM151 227H152V225H151ZM153 227H154V226H153ZM153 227H152V228H153ZM155 227H156V226H155ZM164 227H165V226H164ZM166 227H167V226H166ZM166 227H165V228H166ZM169 227H171V226H169ZM184 227H185V226H183V228H184ZM187 227H189V226L187 225ZM197 227H200V225L197 226ZM202 227H204V226H202ZM7 228H8V227H7ZM29 228H30V226H29ZM36 228H37V226H34L33 229L36 230ZM38 228H37V230H38ZM59 228H58V230H59V232H60V230H61L62 228H61V229H59ZM65 228H66V227H65ZM68 228L70 229V226H69ZM104 228H105V227H104ZM104 228H103V230H101V232H102V231L104 232ZM124 228H125V227H124ZM149 228H150V225H149ZM174 228H175V227H174ZM178 228H179V227H178ZM178 228H177V230H178ZM189 228H190V227H189ZM189 228H187V231L189 230ZM200 228H201V227H200ZM213 228H214V227H213ZM218 228H216V229H218ZM225 228H228V229H229V226H228V227H225ZM241 228H242V227H241ZM244 228H245V227H244ZM260 228H261V227H260ZM260 228H259V229H260ZM0 229H2V228H0ZM10 229H12V227H10ZM13 229H14V228H13ZM27 229H28V228H27ZM27 229H26V230H27ZM44 229H45V228H44ZM73 229H74V228H73ZM84 229H85V227H84ZM94 229H95V228H94ZM94 229H93V231H94ZM114 229H116V228H114ZM121 229H122V228H121ZM121 229H120L119 231H125V230H121ZM126 229H128V228L126 227ZM130 229H128V230L131 232L132 229H131V230H130ZM136 229H137L138 232L140 231V230H138V228H136ZM143 229H144V228H143ZM153 229H154V228H153ZM157 229H158V228H157ZM190 229H193V228H190ZM201 229H202V228H201ZM201 229H200V230H201ZM204 229H207V228H204ZM204 229H203V231H204ZM216 229H214V230L216 231ZM262 229H263V227H262ZM26 230H25V231H26ZM28 230H30V229H28ZM37 230H36V231H37ZM41 230H42V229L40 228V231H41ZM85 230H86V229H85ZM112 230H113V229H112ZM112 230H109V231H112ZM150 230H151V229H149V231H150ZM164 230H166V229H164ZM175 230H176V229H175ZM194 230H195V229H194ZM212 230H213V229H212ZM212 230H211V231H212ZM241 230H242V229H240L239 231H240V233L242 234V233H243V230H242V231H241ZM244 230H245V229H244ZM253 230H252V231H253ZM0 231H1V230H0ZM7 231H9V230H7ZM7 231H6V232H7ZM10 231H11V230H10ZM10 231H9V232H10ZM17 231H18V230H17ZM30 231H31V230H30ZM46 231H47V229H46ZM49 231L52 232L53 230H49ZM69 231H70V230H69ZM79 231H80V230H79ZM86 231H87V230H86ZM93 231H92V233H93ZM95 231H96V230H95ZM109 231H108V232H109ZM141 231L143 232L142 229H141ZM145 231H147V230H145ZM154 231H155V230H154ZM156 231H157V230H156ZM167 231H168V229H167ZM169 231L171 232V229H170ZM169 231H168V232H169ZM192 231H193V230H192ZM195 231H196V230H195ZM197 231H198V229H197ZM201 231H202V230H201ZM219 231H220V230H219ZM226 231H227V229H226ZM232 231H233V230H232ZM248 231H251V229H250V230L248 229ZM256 231H257V232H256ZM260 231H261V230H260ZM11 232H13V230H12ZM11 232H10V233H7V234L10 235ZM14 232H15V229H14ZM14 232H13V233H14ZM41 232H42V231H41ZM41 232H40V233H41ZM44 232H45V231H44ZM44 232H43V235H45ZM53 232H54V231H53ZM64 232H65V231H64ZM75 232H76V231H75ZM80 232H81V231H80ZM80 232H79V234H80ZM113 232H116V231H113ZM127 232H128V231H127ZM133 232H135V230H134ZM138 232H135V233H138ZM159 232H160V231H159ZM168 232H167V233L162 232V233H160V234L165 233V234H167V235L170 236V233H168ZM189 232H190V230H189ZM198 232H199V231H198ZM216 232H217V231H216ZM220 232H221V231H220ZM224 232H225V231H224ZM246 232H247V230H246ZM263 232H264V231H263ZM1 233H3V232H1ZM20 233H21V232H19L18 235H20ZM32 233H33V232H32ZM45 233H47V232H45ZM54 233H55V232H54ZM82 233H84V231H83ZM92 233H91V234H92ZM94 233H95V232H94ZM99 233H100V232H99ZM109 233H112V232H109ZM109 233H107V234H109ZM116 233H117V232H116ZM122 233H125V232H122ZM147 233L149 234V232H147ZM155 233H156V232H155ZM157 233H158V231H157ZM183 233H184V232H183ZM191 233L195 234L194 232H190V234H191ZM225 233H227V232H225ZM231 233H232V232H231ZM252 233H253V232H252ZM3 234H5V233H3ZM3 234H2V235H3ZM16 234H17V232H16ZM21 234H23V233H21ZM58 234H60V233H58ZM61 234H63V233L61 232ZM79 234H78V235H79ZM86 234H87V233H86ZM96 234H97V233H96ZM114 234H115V233H114ZM118 234H119V233H118ZM118 234H117V236H113V234H112L111 239H112V237H113V240L117 242L118 239H120L121 237L123 238L122 235L119 236ZM129 234H130V233H129ZM129 234H128V235H129ZM138 234L140 235V233H138ZM150 234H151V232H150ZM198 234H199V233H198ZM200 234H201L200 236L202 237V232H201ZM207 234H208V233H207V231H206V234H205V235H207ZM211 234H212V233H211ZM211 234H209L210 237L208 236L210 239L213 238V236H212ZM221 234H222V232H221ZM227 234H228V233H227ZM238 234H239V232H238ZM249 234H250V233L248 232V235H249ZM263 234H264V233H263ZM2 235H0V236H2ZM23 235H24V234H23ZM32 235H33V234H32ZM43 235H42V236H43ZM55 235H57V234H55ZM80 235L82 236V234H80ZM93 235H94V234H93ZM115 235H116V234H115ZM131 235H132V234H131ZM133 235H134V234H133ZM135 235L138 236L137 234H135ZM135 235H134V236H135ZM167 235H166V236H167ZM178 235H179V233H178ZM181 235H182V234H181ZM205 235H204V237H205ZM216 235H217V234H216ZM216 235L214 234V236H216ZM219 235H220V234H219ZM242 235H243V234H242ZM242 235H240V236H242ZM244 235H245V232H244ZM246 235H247V234H246ZM248 235H247V239H248L247 241H249V239H253V238H251V237H253V236H250V238H248ZM250 235H251V234H250ZM252 235H253V234H252ZM3 236H4V235H3ZM21 236H22V235H21ZM47 236H48V233H47ZM47 236H45V237H47ZM83 236H84V235H83ZM83 236H82V237H83ZM109 236H110V234H109ZM118 236H119V237H118ZM124 236H127V235H124ZM134 236H132V237L134 238ZM136 236H135V237H136ZM142 236H145V237H146V235L141 234V235L139 236V238H142ZM149 236H150V235H149ZM149 236H148V237H149ZM152 236H153V235H152ZM155 236H156V235H154V241H155V239H156ZM166 236H165V237H166ZM169 236H167V238H169ZM186 236H187V235H186ZM186 236H185V237H186ZM191 236H192V234H191ZM195 236H196V235H195ZM227 236L230 237V233H229ZM18 237H19V236H18ZM82 237H80V238L82 239ZM88 237H89V234L87 235V237L84 236V238H86V239H87ZM91 237H93V236H91ZM91 237H90V238H91ZM95 237H97V236H95ZM95 237H94V238H95ZM101 237H102V236H101ZM115 237H118V238H115ZM128 237H129V236H128ZM132 237H131V238H132ZM145 237H144V238H145ZM158 237H160V236H158ZM162 237H163V236H161V238H162ZM183 237H184V236H183ZM183 237H182V238H183ZM201 237H200V239H202ZM204 237H203V238H204ZM206 237H207V236H206ZM206 237H205V238H206ZM223 237H224V236H223ZM231 237H232V236H231ZM231 237H230L229 241H231V239H232ZM261 237H263V236H261ZM261 237H260V238H261ZM22 238L24 239L25 237L23 236ZM90 238H89V239H90ZM94 238H92V239H93L94 241H96V238H95V239H94ZM108 238H109V237H108ZM133 238H132V240H131L130 238H128V240H129V239L131 240V241H129V242L131 243V245H132V241L136 240V238H135L134 240H133ZM149 238H150V237H149ZM149 238H147V240H148ZM161 238H160V239H161ZM176 238H177V237H176ZM180 238H181V237H180ZM187 238H188V237H187ZM194 238H195V237H194ZM218 238L221 239L220 241H222L223 244H222V243L219 244L218 242L216 243V240H213V242L215 241V242L213 243L214 248H212V249H214V250H216V249H215L216 247H215L214 244H218V245H222V246H224V242H227V238H225L226 241H223L222 237H221V238L218 237ZM236 238H237V237H236ZM245 238H246V237H245ZM256 238H259V237H256ZM47 239H49V238L47 237ZM77 239H79V238H77ZM89 239H88V240H89ZM92 239H91V240H92ZM111 239L109 238V240H111ZM115 239H116V240H115ZM124 239H125V241H126V238H124ZM142 239H143V238H142ZM145 239H146V238H145ZM152 239H153V237H152ZM152 239L150 238L149 241H150V240L152 241ZM162 239H163V238H162ZM164 239H166V238H164ZM171 239H172V238H170L169 241H168V239H167V240H163L164 242H163V241H161V242H163V243L165 244V241H168V243H170ZM174 239H175V238H174ZM174 239H173V240H174ZM185 239H186V238H185ZM185 239H184V240H185ZM197 239H199L198 235H197ZM210 239H206V240L209 241ZM213 239H216V238L214 237ZM219 239H218V240H219ZM243 239H244V238H243ZM243 239H242V240H243ZM24 240H25V239H24ZM26 240H27V239H26ZM75 240H76V239H75ZM88 240H87V241H88ZM102 240L105 241L106 239H102ZM128 240H127V241H128ZM147 240H146V243L149 244V241L147 242ZM156 240H157V239H156ZM176 240H179V238L176 239ZM182 240H183V239H181L180 241H182ZM184 240H183V241H184ZM187 240L189 241V238L186 239V241H187ZM204 240H205V239H204ZM204 240H202V241H204ZM238 240H239V239H238ZM245 240H246V239H245ZM245 240H243V242H244ZM253 240L256 241L255 239H253ZM8 241H9V239L7 238V242H8ZM27 241H29V240H27ZM27 241H26V242H27ZM40 241H42V240H40ZM43 241H44V240H43ZM43 241H42V244L44 243ZM77 241H78V240H77ZM77 241H76V242H77ZM82 241L85 242L84 240H82ZM82 241H81V242H82ZM89 241H90V240H89ZM94 241H90L89 243H94ZM114 241H113V242H114ZM118 241H119V240H118ZM174 241H175V240H174ZM180 241H179V242H180ZM190 241H191V240H190ZM196 241H198V240H196ZM229 241H228V242H229ZM232 241H233V240H232ZM235 241H236V240H235ZM240 241H241V240H240ZM250 241H251V240H250ZM259 241H260V240H259ZM3 242H5V241H3ZM10 242H11V241H10ZM10 242H9V243H10ZM26 242H25V244H26ZM45 242H46V240H45ZM81 242H80V244H81ZM129 242H128V244H129ZM155 242H156V241H155ZM175 242H176V241H175ZM179 242L177 241V243H179ZM193 242H195V240H194ZM200 242H201V240H200ZM200 242H198V246L200 245ZM236 242H237V241H236ZM241 242H242V241H241ZM241 242H239L241 245L237 242V243H238V244H237L238 246L236 245L237 248L239 247V245H240V246H244V245H242L243 243H241ZM251 242H252V241H251ZM260 242H263V241H260ZM9 243H8V244H9ZM12 243H13V242H12ZM15 243H16V242H15ZM17 243H18V242H17ZM17 243H16V245H17ZM23 243H24V242H23ZM23 243H22V244H23ZM27 243H28V242H27ZM40 243H41V242H40ZM46 243H47V244H45V245H48V242H46ZM99 243H100V242H99ZM99 243L97 244V242H96V245H97V246H98V245L100 246ZM106 243H107V241H106ZM106 243H103V242H102L101 245L104 246L103 244H106ZM150 243H151V242H150ZM156 243H158L159 246H162V245H160L159 242H156ZM156 243H154V244L156 245ZM177 243H176V244H177ZM188 243H189V242H188ZM201 243H203V242H201ZM206 243H207V244H205V243H203V244L208 245V242H206ZM13 244H14V243H13ZM13 244H12V245H13ZM25 244H24V245H25ZM30 244H31V243H30ZM32 244H33V243H32ZM35 244H37V242H35ZM42 244H40L41 247H42ZM50 244L53 246L52 243H50ZM50 244H49V245H50ZM86 244H87V242H86ZM115 244H116V243H115ZM123 244H124V243H123ZM133 244H134V242H133ZM152 244H153V243H152ZM174 244H175V243H174ZM174 244H173V245H174ZM181 244H182V243H181ZM183 244H184V243H183ZM185 244H186V243H185ZM228 244H229V243H228ZM232 244H233V242H232ZM235 244H236V243H234V245H233L234 247L232 246L233 248H235ZM245 244H246V242H245ZM253 244H254V242H253ZM257 244H260V243H257V241H256L254 245H251V244H250L252 248H249V250L251 249V252H252V253L254 252L253 250H255V249L257 250V247H259V245H257ZM263 244H264V243H263ZM6 245H7V244H6ZM6 245L4 244L5 247H6ZM18 245L20 246V244H18ZM24 245H23V247H25ZM49 245H48V246H49ZM54 245H55V244H54ZM78 245H79V244H78ZM92 245L94 246L95 244H92ZM106 245H107V244H106ZM106 245H105V247H106ZM111 245H112V244H111ZM111 245H110V246H111ZM126 245H127V244H126ZM146 245H147V244H146ZM146 245H143V246H146ZM155 245L153 246V245L150 244L151 247H152V246L155 247ZM167 245H168V244H167ZM167 245H166V246H167ZM193 245H194V244H193ZM193 245H192V246H193ZM209 245H210V241H209ZM209 245H208V246H209ZM211 245H212V244H211ZM226 245H227V243H226ZM248 245H249V244H248ZM255 245H256L257 247H256ZM27 246H28V245H27ZM37 246H38V249H39V248H40L39 245H37ZM79 246H80V245H79ZM119 246H120V244L117 245V248H118ZM121 246H122V245H121ZM123 246H124V245H123ZM128 246H129V245H128ZM143 246H142V247H143ZM150 246L148 245L149 248H150ZM159 246H158V247H159ZM171 246H172V242H171ZM171 246H170V247H171ZM174 246H175V245H174ZM174 246H172L171 251L173 250V247H174ZM192 246H191V247H192ZM208 246H206V249L210 248V247H208ZM213 246H212V247H213ZM216 246H217V245H216ZM222 246H221V247H222ZM245 246H247V244H246ZM245 246H244V247H245ZM253 246H255L256 248L253 247ZM1 247H2V246H1ZM5 247H4V248H5ZM8 247H10V244H9ZM8 247H7L6 249H9ZM31 247H32V246H30V249H31ZM49 247H50V246H49ZM77 247H78V246H77ZM87 247H88V245H87ZM91 247H92V246H91ZM91 247L89 246V248H90L89 251H90V252H92V250H91L92 248H91ZM94 247L96 248V246H94ZM100 247H101V246H100ZM108 247H109V244H108ZM126 247H127V246H126ZM130 247H132V246H130ZM142 247H141V249H142ZM146 247H147V246H146ZM146 247H145V248H146ZM148 247H147V248H148ZM158 247H157V245H156V250H157ZM191 247H190L189 249H192ZM196 247H197V245H196ZM199 247L202 248V246H199ZM224 247H225V246H224ZM227 247H230V246L227 245L226 248H227ZM248 247H250V246H248ZM4 248H3V249H4ZM26 248H28V247H26ZM34 248H37V247L35 246ZM47 248H48V247H46V248H45L46 250H45L44 247H43V248H42V251H44V253H45V251L49 250L51 247H50L49 249H47ZM52 248L54 249V248H56V247L53 246ZM52 248L50 249V251L53 250ZM75 248H76V247H75ZM97 248H99V247H97ZM102 248H103V247H101V250H102ZM112 248H113V246H112ZM112 248L109 247V249H112ZM117 248H115V251L117 250ZM123 248H124V247H123ZM127 248H128V250H132L131 248L129 249V247H127ZM127 248H126V249H127ZM159 248H161V247H159ZM219 248H220V247H219ZM233 248H232V250H244V249H248V248H244V249H243V247H240V249H233ZM241 248H242V249H241ZM253 248H255V249H253ZM0 249H1V248H0ZM11 249H12V248H10V250H11ZM66 249H67V248H66ZM77 249L79 250V248H77ZM83 249H85V248H83ZM105 249H107V248H105ZM109 249H107V250H109ZM113 249H114V248H113ZM134 249L137 250L136 248H134ZM134 249H133L132 251H134ZM139 249H140V247H139ZM139 249H138L137 253L139 252L140 255H142L143 253L141 254L142 251H139ZM143 249H144V247H143ZM143 249H142V250H143ZM150 249H152V248H150ZM179 249H180V248H179ZM202 249H203V248H202ZM204 249H205V248H204ZM204 249H203V250H204ZM210 249H211V248H210ZM220 249H221V248H220ZM252 249H253V250H252ZM4 250H5V249H4ZM24 250H25V249H24ZM31 250H32V249H31ZM31 250H30V251H31ZM62 250H63V249H62ZM120 250H122V248H121ZM123 250H124V249H123ZM123 250H122V251H123ZM147 250H149V249H147ZM152 250H153V249H152ZM154 250H155V248H154ZM176 250H177V249H176ZM197 250H199V248H197ZM200 250H201V249H200ZM200 250H199V251H200ZM203 250H201V251H203ZM222 250H223V248H222ZM226 250H227V249H226ZM232 250H231V251H232ZM249 250H248V251H249ZM259 250H262V249L259 248ZM30 251H29V254L32 255L34 252L31 253ZM33 251H35V250H33ZM53 251H54V250H53ZM64 251H65V250H64ZM110 251H111V250H110ZM110 251H109V252H110ZM122 251H120V253H122ZM124 251H127V250H124ZM132 251H130V252H132ZM143 251H144V250H143ZM145 251H146V250H145ZM145 251H144V252H145ZM158 251L160 252V250H158ZM165 251H166V249H165ZM180 251H181V249H180ZM188 251H189V250H188ZM206 251H207V250H204V252H206ZM210 251H211V250H210ZM210 251H209V249H208V252H207V253H208V254H209V253L211 254ZM219 251L221 252L219 255H221V254H223V252H225V251L222 252L221 250H219ZM228 251H229V250H228ZM231 251H229V252H231ZM245 251H246V250H245ZM248 251H246V252H248ZM0 252H1V251H0ZM6 252H7V251H6ZM10 252H12V250H11ZM26 252H28V250H26ZM55 252H57V250H56ZM62 252H63V251H62ZM81 252H82V249H81ZM99 252H101V254H102V251H99ZM99 252H98V253H99ZM104 252H105V251H104ZM111 252H112V255H114V254H113V250H112ZM116 252H117V253H116ZM116 252H115V254H116L115 256H117L118 258H119V256L121 257V255L124 256L123 254L119 255V252H118V251H116ZM134 252H136V251H134ZM152 252H153V251H152ZM154 252H155V254H158V256L156 255V257H158V259L160 260L161 255H159V254H161V253H156L157 251H154ZM182 252H183V254H184L185 251L182 250ZM189 252H190V251H189ZM194 252H195V251H194ZM217 252H218V251H217ZM217 252L214 253V255H213V251H212V255H213V256H215V254L217 255ZM229 252H227V253H229ZM234 252H235V251H234ZM239 252H240V251H238L237 253L235 252V253L237 254V256H238ZM243 252H244V251H243ZM243 252H241L240 255H241ZM261 252H262V251H261ZM35 253H37V252L35 251ZM40 253H43V252H40ZM49 253H50V252H49ZM78 253H79V252H78ZM106 253H107V252H106ZM127 253H128V252H127ZM139 253H138V255H139ZM145 253H147V252H145ZM145 253H144V255H145ZM170 253H171V252H170ZM176 253L178 254V250H177ZM195 253H196V252H195ZM207 253H205V254H207ZM218 253H219V252H218ZM235 253L232 254V255H236ZM255 253H256V252H255ZM257 253L260 254L258 251H257ZM2 254H3V253H2ZM2 254H0V256H1ZM10 254H11V253H10ZM13 254H14V252H13ZM27 254H28V253H27ZM29 254H28V255H29ZM51 254L53 255V253H50V254H47V253H46V255H51ZM54 254H55V253H54ZM58 254H61L60 251H58ZM58 254H57V255H58ZM90 254L92 255V253H89L88 255H90ZM103 254H105V253H103ZM109 254H111V253H109ZM117 254H118L119 256H118ZM128 254H129V253H128ZM128 254H127V255H128ZM179 254H180V253H179ZM179 254H178V257L180 258V256H181L182 254H181L180 256H179ZM189 254H190V253H188V255H189ZM200 254H202V253H199V255H200ZM208 254H207V255H208ZM261 254H263V252H262ZM261 254H260V255H261ZM3 255H4V254H3ZM14 255H15V254H14ZM41 255H42V254H41ZM52 255H51V257L53 258L54 256H52ZM57 255H56V258L58 257ZM65 255H66V253H65ZM67 255H68V253H67ZM88 255H87V256H88ZM106 255H107V254H106ZM106 255L101 256V255L99 254L100 259H101V257L103 258V257H105ZM129 255H131V254H129ZM129 255H128V256H129ZM135 255H136V253H135ZM138 255H137V256H138ZM171 255H172V254H171ZM184 255H186V252H185ZM195 255H196V254H195ZM195 255H192V256L195 257ZM228 255H229V254H228ZM228 255H227V256H228ZM230 255H231V254H230ZM230 255H229V256H230ZM232 255L230 256V258L227 257L229 263H230V260H229V259H231V257H232V260H233V256H232ZM240 255H239V256H240ZM246 255H248V254H246ZM255 255H256V254H255ZM32 256H35V255H32ZM42 256H43V255H42ZM42 256H40V257L42 258ZM108 256L111 257V255H108ZM108 256H107V258H105L106 260L104 259L105 261H107V263H109V262L111 261V260H110L111 258H110V259H109V262H108V260H107V259H108ZM132 256L134 257V255H131L130 257L132 258ZM142 256H143V255H142ZM142 256H138V258H141ZM146 256H147V255H146ZM159 256H160V257H159ZM162 256H163V254H162ZM173 256H174V254H173ZM192 256H191V257H192ZM210 256H211V255H210ZM210 256H208V257H210ZM213 256H212V257H213ZM244 256H245V255H244ZM244 256H243V257H244ZM262 256H263V255H261V257H262ZM4 257H5V256H4ZM11 257H12V254H11L10 258H11ZM16 257H17V256H16ZM59 257L61 258V255H59ZM90 257H94V256H90ZM124 257H125V256H124ZM143 257H144V256H143ZM150 257H151V256H150ZM150 257H149V258H150ZM153 257H155V256L153 255V256L151 257V259H153ZM166 257H168V255H167ZM182 257H183V256H182ZM182 257H181L180 259H182ZM184 257H185V256H184ZM189 257H190V255H189ZM197 257H198V255H197ZM205 257H206V255L203 256V258H205ZM215 257H216V256H215ZM220 257L223 258V255H221V256H219V257H218V255H217V258H220ZM243 257H242V259H243ZM245 257L247 258V256H245ZM248 257L251 259L252 255H251V257L248 255ZM261 257H260V258H261ZM17 258H19V257H17ZM33 258H34V257H33ZM48 258H49V257H47V259H48ZM54 258H55V257H54ZM80 258H81V257H80ZM80 258H79V259H80ZM113 258H114V257H113ZM121 258H123V257H121ZM134 258L136 259L137 257H134ZM145 258H146V257H145ZM173 258H175L174 260H178L175 256H174ZM203 258L201 257V259H203ZM222 258H221V259H222ZM253 258H254V260H255L256 257L253 256ZM253 258H252V259H253ZM13 259H14V258H13ZM34 259H35V258H34ZM34 259H33V261H35ZM37 259H38V258H37ZM49 259H51V258H49ZM62 259H63V258H61V260H62ZM87 259H88V258H87ZM90 259H92V258H90ZM93 259H94V258H93ZM95 259H98V257H97V258L95 257ZM95 259H94V260H95ZM115 259H116V257H115ZM147 259H148V258H147ZM154 259H155V258H154ZM163 259H164V258H162V260H163ZM167 259H168V258H167ZM167 259H166V260H167ZM170 259H171V258H170ZM186 259H187V257L185 258V260H186ZM189 259H191V258H189ZM207 259H208V258L206 257L205 260H201V261H205V262L208 264L209 262L207 261ZM3 260H4V258H3ZM14 260L16 261V259H14ZM43 260H46V259H43ZM53 260H55V259H51V261L54 263L55 261H53ZM94 260H93V262H95V261H99V262H100V260H95V261H94ZM102 260H103V259H102ZM104 260H103V261H104ZM119 260H120V258H119ZM119 260H118V261H119ZM121 260L123 261L124 259H121ZM121 260H120V262H121ZM164 260H165V259H164ZM166 260H165V261H166ZM171 260H172V259H171ZM192 260H193V258H192ZM194 260H196V259H194ZM194 260H193L194 263L198 262V261L195 262ZM197 260H198V259H197ZM210 260H211V259H210ZM210 260H209V261H210ZM213 260H214V259H213ZM213 260H211L210 263H212ZM224 260H225V259H224ZM224 260H221V261L216 260V261H219L218 263H220V262H222V261H224ZM258 260H259V258H258ZM7 261H8V258H7ZM7 261H6V262H7ZM11 261H12V260H11ZM11 261H10V262H7V263L12 264ZM51 261H50V262H51ZM59 261H60V260H59ZM59 261L57 260V262H59ZM165 261H164V262L162 261L163 263H162L161 261H160V262H161L162 264H165ZM167 261H170V260H167ZM167 261H166V262H167ZM179 261H180V260H179ZM183 261H184V260H182L181 262H183ZM187 261H191V260H188V259H187ZM201 261H200V258H199V263H205V262H201ZM216 261H215V262H216ZM225 261H226V260H225ZM255 261H257V259H256ZM255 261H254V262H255ZM0 262H1V260H0ZM37 262H39V261H37ZM37 262H36V264L41 263V262H39V263H37ZM158 262H159V261H158ZM177 262H178V261H177ZM191 262H192V261H191ZM215 262H214V264H215ZM233 262H234V261H232V264H233ZM254 262H252V264H253ZM258 262H259V261H258ZM263 262H264V261H263ZM3 263H5V261H3ZM26 263H27V261H26ZM26 263H25V264H26ZM29 263H30V262H29ZM32 263H33V262H32ZM44 263H45V262H44ZM64 263H65V262H64ZM66 263H70V262H67V261H66ZM96 263H97V262H96ZM103 263H104V262H103ZM154 263H155V262H154ZM156 263H157V262H156ZM161 263H157V264H161ZM171 263L173 264V262H171ZM175 263H176V261H175ZM199 263H198V264H199ZM218 263H217V264H218ZM226 263H227V261H226ZM255 263H257V262H255ZM255 263H254V264H255ZM260 263H261V261H260ZM260 263H258V264H260ZM13 264H14V263H13ZM27 264H28V263H27ZM45 264H50V263H49V262H48V263L46 262ZM51 264H52V263H51ZM55 264H56V262H55ZM60 264H61V263H60ZM62 264H63V263H62ZM76 264H77V263H76ZM94 264H95V263H94ZM98 264H100V263H98ZM101 264H102V262H101ZM105 264H106V262H105ZM167 264H169V263H167ZM180 264H181V263H180ZM183 264H184V263H183ZM220 264H222V263H220ZM224 264H225V262H224ZM243 264H245V263H243ZM247 264H248V263H247ZM249 264H250V263H249Z\"/></svg>",
    "mask_w": 264,
    "mask_h": 264
}]
</instances>
